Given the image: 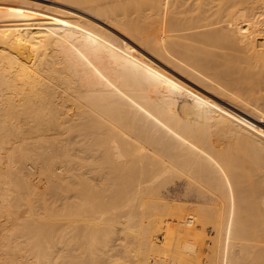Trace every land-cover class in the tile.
<instances>
[{"label": "rangeland", "instance_id": "374dc122", "mask_svg": "<svg viewBox=\"0 0 264 264\" xmlns=\"http://www.w3.org/2000/svg\"><path fill=\"white\" fill-rule=\"evenodd\" d=\"M70 1L71 0H0V14H2L5 11L26 12V10H27V12H35V11H41V10H58L61 13H64V14H66L68 16H72L73 15L74 17H76V16L79 17V16H81V13H78L76 10H74V7H80V8H85V10L87 12H89V13H93L95 15L101 16L103 19H106V18L110 19L112 21V23L110 22V24L114 27V28H112V27H110L108 25H104L103 23H100V22H97L95 20H92L90 17H88L86 15H82L83 20L84 19H86V20H84L85 21L84 25L82 23L81 27H79V28L76 27L78 30L77 29H72L71 30V29L59 28V27H54V28L48 29L46 31L48 33V34L46 33L47 40L49 42L48 45H42L41 46V45H39L37 43L35 45L34 40H32L33 43L31 42L30 43L31 45L29 43L28 44H24V45L15 43V45L11 46L12 48L11 47L8 48V50L0 48V52L2 53V54L0 53V79H1L0 80V85H1L0 86V93H1L0 94V101L1 102L3 101L2 103L0 102V121H1L0 122V126H2V124H6V121H7L8 127L12 126V125L13 126H17L18 124L19 125L22 124L23 125V129H25L23 131V133L22 132L18 133V132H15V131H6V132L4 131L3 133H0V136H1L0 140L2 139L0 141V143L1 142L4 143L5 141H6L7 145H8V142L10 143V145H9L10 147H7V145L5 144L6 148L3 146V143H2V145L0 144V149H1L0 153H2V154H0L1 155L0 159L2 158L0 160V165L2 164L1 165L2 168H3V165H5L3 170H2V168H0V170L3 171V172H0V175L7 174V175H5V177L7 176V178H5L4 175H3V177L7 180V183L10 184V187H8L9 184L5 183L7 185L6 186L4 184V182H6L5 179H3L4 182H2L3 181V180H1L2 176H0L1 177L0 178V182H1L0 185L2 184V186L0 187V190L3 189L2 193L0 191V201H2L1 199H4V201H2L4 203L0 202L1 203L0 204V206H1L0 208L2 209V210L0 209L1 210L0 214L3 212L2 215H0V240H1L0 241V253H1L0 254V258H1L0 259V264H9V262H7V261H10L9 260L10 257H12L11 258L12 261H13V259H15L14 262H18L20 259H21V261H19V262H27V263H28V261L32 262V260H34L33 262H35V260H36V262H38L39 259L41 261L42 260V258H41L42 254L39 252L40 253L39 254L40 256H39L37 251L40 250L43 253V250L45 249V251H46V249L48 247L49 248H53V246L55 247L56 244H57V246H59V245L62 244V243H60V241H62V239H64L65 237H66L65 239L67 241L74 238V241L77 240L76 242H78L79 245L75 244L76 242H73L72 240L68 241V243L70 242L69 244L65 243L66 245L64 244V241L65 242H67V241L65 239L62 241L63 245L67 246V244H68V246L71 247L72 251L64 252L65 255H63V253L61 254V252L59 253V254H61V256L60 255L57 256V260H59V262H61V264H141L140 263V259L142 257V252L143 251H142V249H140L141 248L140 247L141 243H140L139 240L141 238V232L142 231L140 232L138 230H141L142 228H143L142 230H144L146 222L148 220H150L155 214H157V219L162 224L160 226V230L156 232L157 234H155V237H156L155 240H156V242L158 244L161 243L160 245H162L163 242L167 238L166 227H167V229H169L171 227L172 229L176 230L179 233V235H178V233H176V235L171 238L170 245H168L167 247H164V249L169 248V250L166 249V250L163 251V253L158 254L160 258H158L156 260V262H157L156 264H188V263L189 264H211V262H213L212 264H217V262H218L217 258L218 257L215 259V256H217V255L215 254V250H214L215 239L217 241H219L221 239L219 243H221L223 241L222 244L219 245V248L221 246L224 249V251L226 249H227V251L230 249L229 251H231V254L230 253L229 254H230V256L232 257L233 260L235 259L234 261H235L236 264H241V263L242 264H251V263L252 264H254V263L257 264V262L259 260L262 261V258L264 257L263 256V254H264L263 253L264 252V217L262 216V218H261L260 216L257 215V218H256L255 211L258 210L257 204L259 202H258L257 199H255V200L251 199L252 197H255L254 195H252V193H249L250 194L249 195L245 191L246 195H249V197H251V198L249 199L248 196H247V197L244 198L245 200L243 199V200L238 201V204L240 205V208H242L241 210L244 213L243 212L242 213H237L238 216L235 213L236 216H234V219H233V216H232L233 213L231 212L232 214H230L231 216H230V218H228V219H230V221H229L230 223H231V218H232V224L236 227V229L237 228L239 229V230L237 229V232L234 234V236H231V238L228 235L226 237H224L225 234H223V231H222L224 229L220 228L219 232L221 231L222 233L221 232L219 233L218 229H219L220 226L219 225L217 226V224L219 223L218 221H220V218H221L222 221L225 220L224 219L225 215H226L225 214L226 213L225 209L230 208V206H232V204L234 202H235L234 204H237V201L232 198V197H235V196H231V194L233 195V193L230 190L231 188L228 187L229 185H231V184L233 185L235 183V186H236V185H238L240 183V185H244V187L245 186L246 187L249 186V189L253 188V187H251V185L252 186L254 185V187L260 188V190L262 188L263 191L262 190L261 191L264 192V181L261 180V178L264 176V160H262L258 165H253L252 164L250 166V163H251L250 161L251 160L248 162V159H249L248 156H250V153L247 152L248 151L247 148L244 147V149H242L245 152L243 151V154L240 156L239 155V151H241V149H240L241 147L239 148V146L237 145V142L239 144H243V145H248L250 143H256V145H257L256 149L260 148L261 155H264V146H260L259 143H257V141H256V138H257L256 136L257 135H255L251 131H249V130H255V127H253L251 125V123H254L255 121L250 119V118L233 119L232 121L226 120L225 122L220 121L219 122V128L220 129L226 128V129L236 130L235 127H237L238 131L237 130L235 132L233 131L235 133V135H237L236 138H235V136H233V134L230 133V132H228V133L225 132V131L221 132L220 130L218 132V129H216L217 133L213 132V136H211V137H215L216 141L213 138H211L210 135H206L203 131H201L200 126H197V128H196V126L193 127V126L189 125L190 121H192L191 117L196 119V117L199 116L197 114H200V113L203 114V111H204V113L207 114L209 112L207 110V109H209V107H210L209 110H211V112L208 113L209 116L212 115L213 113L215 114L214 115L215 118H213V119H216L217 115L222 117L224 114H226L225 108H229V107L226 105V103L221 102L220 98H217V95H218V97H221L223 99H224V97L226 95H227L228 98H230L229 97V95H230L231 99L232 98H234V99L237 98L236 100H238V99H241L240 95L243 93L242 97H244V96L245 97L242 98V100H239V101H243L244 99H246V101L250 104L249 105L250 108L254 109L253 111L255 113L257 112V114H259V115H261L262 112L264 113V99H263L264 98V93L262 94L261 92L258 91L259 87L255 86L256 87L255 88L254 86H252V85L255 84L254 83V79L251 80L252 78L250 77L251 79L249 78L246 81V78L245 79L243 78L244 79L243 80V79H241V77H239V76L237 77L238 74L234 70L235 68H233V70L235 71V73H234V71L232 70L231 67L228 68V70H226V71H229L231 69L232 72L235 74V75L233 74L234 78H237V79L239 78V80L241 79L240 81L243 80L242 83L239 80H237V79L236 80L238 82L235 81L236 83H234V78H233V81H232L231 80L232 77H228V76H230L232 74H230V75L228 74V76H227V73H226V75L224 77V80H223L222 77H220V78L217 77L216 78L215 75L219 71H221V70L223 71L225 69V68L224 69L220 68L221 67L220 63L219 64L215 63V62H217L215 60H212L213 62H211L210 58H209L210 59V61H209V59L205 57V56L209 57V55L206 54V53L203 54L202 51H199L200 55L197 54V53L195 54L193 52L190 53V51H188V49H189L188 45H187V48H186V46H182L183 45V39H185V35L186 34H188V36L186 35L187 37H191L192 33L196 34L198 32L197 29H196V31H195V29L194 30L193 29L190 30L189 29L190 26L189 27L186 26V25H184L185 27L183 26V7H179V8L178 7H174V4H173V7H170V9L176 11L175 14L177 15V17L179 16L178 19L176 18V20L173 21L172 24L170 25L168 22L159 19V16H157V11H156V14H155L154 8L157 9V6L153 2H152L153 3L152 6H156V7H152V6L148 5L145 2H143V4L142 3L136 4V2H137L136 1V2H133V4H132V2L129 1V0H122L123 1L122 2L123 5L125 7H127V8H125L124 6L122 7V3L120 2L121 0H112V1L111 0H104V1L103 0H92V1L90 0V2H89V0H81V3H80V0H72V3H70ZM86 1L89 2V4ZM124 1H127L126 2L127 4H125ZM164 1H166V3L168 4L169 1H171V3H172V1H175V0H162V1H158L157 3L161 2V4L162 3L165 4ZM179 1H183V0H179ZM61 2H62V4H61ZM114 2H115V4H114ZM149 3L152 4L151 2H149ZM146 4H147V6H146ZM68 5L70 7H68ZM109 6H111V7H109ZM52 7H53V9H52ZM108 7H109V9H108ZM151 7H152L153 12L148 10V9L151 10ZM56 8H58V9H56ZM67 11H68V13H66ZM71 11H72V13L73 12L74 13L73 14L70 13ZM114 11H115V13H114ZM151 13L153 15H151ZM195 13H197V14H195ZM198 13H199V11L192 12L193 16H195V17L198 15ZM125 14H126V16H125ZM190 15H191V13H190ZM84 16H85V18H84ZM88 18L90 20H88ZM179 18H181V19H179ZM0 19H3V18L0 17ZM141 20H142V22H141ZM178 20L179 21L181 20V21L179 22ZM90 24H91V28L92 27L100 28V30L103 33H105V34L102 33V35H99V34H101L99 32H97V34H96V32L94 30H90V26H89ZM173 24H175V25H173ZM96 25H99V26H96ZM162 25H163V27L161 28ZM186 28H188V29H186ZM12 29H14V28H12ZM64 29H65V31H64ZM79 29L81 31L82 30L83 31L86 30L88 32V34L84 35L85 37H82V35H81L82 33H80ZM87 29H89V30H87ZM6 30H9V27H7L6 24H4L3 22L0 21V38H2L4 36H7ZM73 30H75L76 32L73 31ZM117 30H119V31H117ZM53 31H55V32H53ZM78 31H79V33H78ZM53 33H54V35H53ZM61 33L62 34L64 33V35H62ZM69 33L74 34V36L75 35L76 36L74 38H72V39H69L70 43H64L62 45V47L61 46L58 47V43L61 44L62 42H69L66 39V36L69 35ZM89 35H96L97 37L94 38V37H91ZM89 37H91V38H89ZM145 37L147 38V40H146ZM78 38H80V41H79ZM57 39L60 42L57 41ZM179 39H180V42H179ZM115 40H116V42H115ZM174 40L177 42V44L175 43ZM71 41H73V43ZM96 41H98L99 44L102 42L100 44L101 46H99V44ZM132 42L140 43L141 47L143 49H146V50H142V48L138 47L137 45H135ZM53 43H56V44L53 45ZM87 43H89V44L87 45ZM103 43L104 44L106 43V44L104 45ZM28 45H30L31 47L28 46ZM43 46H44V48H43ZM55 46L57 47V50H56ZM121 46H123V47L121 48ZM23 47H24V49H23ZM53 47H54L55 50H52ZM70 47H71V49H70ZM87 47H89V49L91 48V50H88ZM108 47H109V49H108ZM182 47H184V48H182ZM28 48H29L30 51L33 50L32 51L33 54H31V52H28V50H25V49H28ZM47 48H48V50H50V52H47ZM74 48H77L78 50H76ZM83 48H85V49H83ZM110 48H112V49H110ZM18 49H20V50H18ZM35 49H37V50H35ZM43 49L45 50V52H44ZM104 50H105V53H104ZM14 52L17 53V56L15 55L16 53H14ZM19 52H21V54ZM24 52H26V53H24ZM27 52H28L29 55H27ZM106 52H110V53L108 54ZM45 53H47V54H45ZM48 53L50 54V56L53 54L52 55L53 57L51 56L52 59H48L50 57ZM186 53H190L188 55H190V56L193 55V56L192 57H190V56L187 57V56H185ZM18 54H19L20 57H18ZM81 54H82V56H81ZM159 54H161V55H159ZM183 54H185V55L183 56ZM57 55H60V56L58 57ZM197 55H199V56H197ZM21 56H23V58ZM74 56H75V58H74ZM200 56H203V57H200ZM45 57H46V59H45ZM86 57H88V58H86ZM53 58L55 59V61H53L54 60ZM112 58H114V59H112ZM129 58H130V60H129ZM141 58L142 59L144 58V59L142 60ZM183 58L185 60H186V58L188 60H190V61L186 60V62H188V63H186L187 65L183 64V60H184ZM199 58H200V60H198ZM201 58H202L203 62L206 60L204 62V64L202 63ZM204 58H206V59H204ZM47 59H48V61H46ZM56 59H58V60H56ZM59 59H61V60H59ZM87 59H90L91 62L94 61L95 65L98 66L99 70L100 69L103 70L104 75L110 81L109 83L112 85L114 90L116 89L115 86L118 87V90H116V93L111 96L112 98L110 97L108 99V102H106L107 99H106V101L103 100V102L104 101L106 102L105 106L108 107L111 111H115V112H116V110H117V112L121 111L119 113V115H118V118H120V116H121L122 120H120L121 118L119 119L120 121L117 120V117L112 119V114L111 113H113V112H111V111L109 112V110H107V113H109L108 114L109 117L107 119L105 118L106 121L104 120V122L112 125V127H115L113 125L117 124L119 129L120 128L122 129V127H124V129L127 130V131L124 130V133L125 132H129L131 130L130 131V134H132L131 136H129L128 133L122 134L123 132H121L120 130H117V128L114 129L115 131L118 132L117 133L118 136L115 135L116 136L115 138L113 136H109V135H106V134H105L106 137H104L102 132H99V134L97 135L98 131L96 133L93 131L96 134L95 135V134H93V132L88 131L87 129H84L85 125L88 124L87 123L89 121L88 118L91 119V117H93V115H92L93 113H94V117H93L92 121H94L93 122L95 124L94 126L97 127V123H99L98 122L99 119L95 117V116H97V114H96L94 108H92V106H91V108H89V106L91 105L90 102H89L90 100L88 101L89 104L87 103L86 94H84V93H86V90H83L84 92L80 90L81 91L80 93H79V91L77 92L78 95H76L77 93L76 94L74 93L75 95H73V92H76V91H74L76 89L73 88L72 86H74V87L75 86H79L81 84L80 81H79L80 78L82 79L81 81H83V80L88 81V79L90 78V77H87V75H89L90 70H92V69L89 68L91 65L90 66L88 65L87 68L83 67L84 66L83 63H84V61L87 62ZM138 59H141V61L138 60ZM8 60H10V61H8ZM18 60H20V61H18ZM62 60L64 62V63L62 62L63 64L61 63ZM71 60H73V61L71 62ZM131 60L140 61V65L143 62L142 66L144 65V67H147L146 69H148V68L150 69L149 70L150 72H152V73L155 72V74H158V75H155L156 77L154 76L155 79L157 78L156 79L157 82L146 81V80L144 81V79H142L143 76L141 74V71H139L136 68V65H133V64H135L134 63L135 61L132 62ZM158 60H162V61L164 60L163 61L164 64H163L162 61H158ZM80 61H81V63H80ZM49 62H50V65H51V63L54 64V65L53 64L51 65V66H53V68H54L55 65H57V66H55L54 69H52L51 67L49 68L50 65L49 66L47 65V64H49ZM75 62H77V64ZM191 62L194 65L192 67H195L196 70L195 69L194 70L191 69L192 68L190 66V65H192V64H190ZM193 62H195L196 64L193 63ZM208 62L209 63L211 62V63L209 64ZM55 63H57V64H55ZM144 63L145 64L146 63L150 64L153 67L152 66L151 67L147 66V64L145 65ZM4 64L5 65L9 64L12 67L7 65L8 67L5 68ZM66 64L67 65L69 64V65L67 66ZM211 64H212V66H211ZM213 64L216 67V70L212 69V67L215 68L213 66ZM76 65H77V67H76ZM202 65L203 66L206 65L207 67L206 66L203 67ZM46 66L48 68H46ZM66 66H67V69H65ZM133 66H135V67H133ZM187 66L191 67V68H187ZM20 67H21V69H20ZM80 67L81 68H85V71H84V69L81 70ZM144 67H142V68L144 69ZM185 67L188 70L191 69L192 71L188 72V74H187L188 70H186ZM202 67L204 69H201ZM91 68H92V66H91ZM121 68H123V70H121ZM181 68H183V70H186V72L184 71L185 73H183L184 75L180 74V73H182V69ZM207 68H209L208 69L209 71L206 70ZM47 69H48L49 72L46 71ZM30 70H31V72H30ZM51 70H53V71H51ZM178 70H180V71H178ZM210 70H211V73L214 70L215 71L214 72L215 75L209 74ZM231 70L229 71L230 73H232ZM4 71H6V72H4ZM19 71H20V73H19ZM45 71H46V73H45ZM87 71H89V72H87ZM118 71H119V73H118ZM224 71H223L222 75L220 74L221 72L218 73L217 75L218 76H220V75L224 76L223 75ZM8 72H10V73H8ZM12 72H13V74L16 73V76L18 75V77L13 76ZM77 72L81 73V74H78ZM91 72H92V74L94 73L93 71H91ZM202 72H204V73L201 74ZM7 73L9 74V76L7 75ZM59 73H60L61 76L59 75ZM76 73H77V75H76ZM189 73H191L193 77H191V75L189 76ZM118 74L121 75L122 77L119 76ZM90 75H91V73H90ZM150 75L152 76V74H150ZM197 75H199L198 77H200V75H201L202 78L200 77L201 79H199L198 77H195V78H198V80L195 79L194 76H197ZM206 75H208V76L211 75V76L210 77H208V76L206 77ZM34 76H35V80L33 82V77ZM75 76H77V77H75ZM79 76H81V77L79 78ZM83 76L85 77V79L83 78ZM157 76H159L160 78L157 77ZM212 76H214V77H212ZM226 76H227L228 79L226 78ZM136 77H138V78L140 77L142 82H141V80H139ZM211 77H212V79H210ZM125 78H126V80H125ZM214 78L216 79L213 82L214 88L216 86L215 90H213L212 89L213 87H211V86H213L212 83H211V80L213 81ZM229 78H231V79L229 80ZM137 79H138V81H136ZM193 79H194V81L197 80V85H199V86H197L196 83L193 82ZM202 79L206 80V83L203 82ZM217 79L220 81V83H219V81ZM75 80H77L78 82H76ZM160 80H162V81H160ZM221 80H223V81H221ZM118 81H122V82H119V84H118L117 83ZM164 81H166V82H164ZM199 81H201L200 84H199ZM231 81L235 84V85L231 84V86H232L231 90L234 89L232 92H230V90H229L230 89L229 88L230 87V83H232ZM1 82H2V84H1ZM123 82H124V85H123ZM161 82H163V83H161ZM202 82L207 84V85H203ZM239 82H240V84H239ZM19 83L21 84L20 87H19V85H20ZM43 83L44 84L47 83V85H49V87H51V88L53 87V88L50 91L41 92V88H42V84ZM149 83H151V85ZM215 83H218V84H215ZM221 83H222V87H221ZM237 83L239 84L238 86L236 85ZM117 84H118V86H117ZM141 84H142V86H141ZM219 84H220V86H219ZM119 85H121L123 87H121V89H119ZM132 85H135V86H132ZM144 85L148 86L151 89H149L148 87L145 89L146 86L143 87ZM208 85H211V86H208ZM256 85H257V83H256ZM22 86H25V87H22ZM204 86L205 87H209V88H207L208 90ZM217 86L219 88H217ZM235 86L238 89H236ZM239 87H240V90H239ZM248 87H250V88L254 87L257 90H256V92H255V90L253 92V91H251L253 89L248 90ZM19 88L21 90H19ZM132 88H134V89H132ZM142 88H144V89H142ZM137 90H139L141 93L139 91H137ZM143 90H144V92H143ZM174 90L176 92L178 91L179 95L174 96L172 94V93L175 92ZM209 90L211 91V94L209 93ZM227 90H229V91H227ZM223 91H225V93H223ZM249 91L251 92L250 93L251 95L249 94ZM19 92H20V95H19ZM221 92H222V94H221ZM238 92H239V96H238L239 98L237 97V95H238L237 93ZM246 92H248V93H246ZM252 92H253V94H252ZM71 93H72V95H71ZM133 93H134L135 96H138L137 98H140V99L136 98L137 99L136 100L135 96L131 98L130 94H132V96H133ZM137 93H140V94H137ZM183 93H185V94L187 93L186 97H188L189 100H190V98H191L192 101H193V99H197L199 101V103L197 102V100L196 101L194 100L193 102H197L198 106H199V104L201 105V106H199L200 108L197 107V106H195V108L191 107L192 109L190 108L194 112H195V109L197 108V110H196L197 113H196L195 116H194V114H195L194 113L193 116L190 117L191 120L189 119V116L192 115V114H190V115L188 114V116L183 117V109H184L183 108V95H184ZM235 93H236V95H234ZM256 93H258V94H256ZM3 94H4V96H3ZM52 94H54V95H52ZM6 95H7V98H5ZM23 95H25V96H23ZM125 95H128L127 97H129V98H123V96H125ZM143 95L147 96V97L146 98H141ZM187 95H189L190 97L187 96ZM252 95H253V97H255V95H258L259 98H257V96H256L257 99L255 98L256 102L254 101V99H252L253 98ZM246 96L247 97L249 96L248 99L251 98L254 102L251 101V99L248 100ZM260 96H262L261 100H260V98H261ZM47 97L50 98V99H46ZM51 98H52V100H51ZM55 98H56V100H55ZM161 98H163L165 102ZM165 98H167V99H165ZM125 99H128L129 101L123 102V100L125 101ZM132 100L134 102H132ZM257 100H260L261 102L258 103ZM167 101H168V103H167ZM246 101L244 100L245 103H246ZM17 103H18V105H17ZM19 103H21V104H19ZM26 103H27V105H26ZM48 103H49V105H48ZM161 103L165 104V106L166 105L168 106V107H165L167 109L166 110L167 112H166V116H164V117L167 118V116H168L167 113H168L169 116H172V118L168 116V118L167 119L165 118V120H164V117L161 116V117H163V119H159L158 120V118L160 116H157V117L155 116L156 113H157L156 115H159V112H156V110L158 109V106ZM203 103L206 104V107H208L209 105L210 106L205 110L204 109L205 105ZM252 103H254V104L251 105ZM255 103H257L258 105L255 104ZM260 103H261V105H259ZM45 104H46V106H45ZM55 104H56V106H55ZM62 104H64V105L62 106ZM87 104L89 105L88 109L86 107ZM119 105H121V106H119ZM53 106L55 107L56 110H54ZM134 106H135V108H133ZM247 106H248V104H247ZM254 106H256V107H254ZM213 107L215 108L216 112H213L214 111ZM44 108H46V109H44ZM198 108H199V110H201V108H202V110L199 112ZM257 108L259 109L260 112H258ZM83 109H85V112H87V114L84 113V112L80 113V111H82ZM91 109H93V110H91ZM89 110L91 111V113H90ZM123 110L127 111V112H124ZM168 110L171 111L170 112L171 115H170ZM224 110H225V112H222ZM18 111H20V112L17 113ZM178 111H180L182 114L178 113ZM205 111H207V112H205ZM217 112H218V114H217ZM220 112H221L222 115H219ZM6 113H8V114H6ZM57 113H58L59 116L57 115ZM122 113H124V114H122ZM133 113H142L143 115L145 114L146 118L141 120V122H139L140 124H138L137 126L141 125V128L142 127L143 128L146 127L149 131H152L153 133L155 132L154 135L157 136V141L155 143H152L150 140H147L146 137L144 138L141 135V133H140L139 127H138V129H136L137 133H134L135 132V128L137 126L134 127V131H133V128L131 129L130 126H129L130 129L127 128L128 125L125 123L126 121L124 119L127 118L128 116H130V114L133 115ZM172 113H173V115L175 114V116H173ZM263 113H262L261 116L264 115ZM60 114H62V115H60ZM84 114H86V116ZM88 114H89V116H87ZM110 114H111V117H110ZM127 114H129V115L127 116ZM161 114L163 115V113H160V115ZM164 114H165V112H164ZM123 115L124 116L126 115V116L124 117ZM147 115H148V117H147ZM11 116H13V117H11ZM39 116H41V117H39ZM42 116H43V118H42ZM199 117H197V118H199ZM95 118H96L97 121H95ZM3 120H4V122H3ZM67 120H68V122H65ZM109 120H111V122ZM183 120H185L184 121L185 123H183ZM8 121H9V123L11 121L10 125H9ZM55 121L57 122L58 126L54 125ZM116 121H119V122H116ZM216 121H218V120H216ZM114 122H115V124H114ZM14 123H16V124L14 125ZM51 123H52V126L50 125ZM65 123H68V124H65ZM71 123H73V125ZM119 123H122V124H120V126H119L118 125ZM211 123L214 124L215 122L212 121ZM81 124H82V126H81ZM74 125L75 126L77 125L76 126V130L77 131H75ZM90 125H91V123H90ZM146 125H148V126H146ZM48 126L53 127L52 129L53 130L55 129V130L54 131H49L48 129L46 130V128ZM249 126H250V128L251 127L252 128L250 129ZM32 127H34L35 130H33L34 128L31 129V130L29 129L31 131L30 132L28 130V128H32ZM36 127L37 128H42V130H37ZM44 127H45V130H43ZM72 127H74V130L72 129ZM77 128H80V129H77ZM213 128L214 127L211 126L210 129H213ZM138 130H139V132H138ZM42 131H44V132H42ZM45 131H46V133H45ZM56 131H58V132L55 134ZM201 132H203V133H201ZM247 132H249V133H247ZM20 133L23 135V136L21 135L22 139L19 136ZM70 133H73V135L70 134ZM100 133H102L103 137L100 136L101 135ZM214 133H215V136H214ZM218 133H220V134H218ZM68 134H70L69 137H68ZM92 134L95 135L96 137L92 136ZM163 134H164V136H163ZM203 134H205L207 136V138ZM26 135H27V137H26ZM120 135L123 136L122 139H121ZM124 135H127V136H124ZM97 136L98 137L100 136L101 139H100V137L97 138ZM208 136H209V138H208ZM18 137L20 139H18ZM56 137H57V139L55 140ZM124 137H125V140L123 139ZM134 137H137V138H134ZM166 137H168L170 139H167ZM130 138H131V140H130ZM3 139H4V141H3ZM7 139L9 140L8 142H7ZM47 139H49V140H47ZM108 139H109V142L111 144L108 143V141H107ZM166 139H167V141H166ZM172 139H173V141H171ZM182 139H183V141H182ZM18 140H20V141H18ZM21 140H22V142H21ZM25 140L28 141V142H26ZM101 140H102V142H101ZM127 140H128V142L132 141V144L135 143V145H132L129 142L131 144L130 145L127 142V146H125L124 144L126 143ZM187 140H189V141L190 140H193V141L195 140L197 142H200V148L196 145L197 148L192 149L191 151H189V152L184 154L183 153V149L181 148L182 150H180L179 146H183L181 142L185 143V141H186V143H187ZM226 140H228V141L226 143H224V141H226ZM51 141H53V143ZM84 141H85V143H83ZM88 141H90L91 143L88 142ZM103 141H105L106 143L103 142ZM123 141H125V143H123ZM170 141L172 143L175 141L173 146H175V144H176V148H179V149L175 150V149L172 148L170 150V148L167 146V142H170ZM19 142L21 144L22 143H27V144H25V145L23 144L24 146L23 145L21 146V145H19L20 144ZM67 142L70 143V144H68ZM76 142H77V144H76ZM79 142H80V145H82V147H83V145H85V146L82 148L81 146H79V144H78ZM116 142H117V144H115ZM179 142H180L181 145L178 146L177 143H179ZM192 142H190V143H192ZM54 143H56V144H54ZM190 143H187V146ZM30 144H32V145H30ZM58 144L60 146H58ZM62 144L65 145V146H63ZM73 144L76 145V148H75V146L74 147L68 146V145H72L73 146ZM88 144H90V146L86 147V146H88ZM91 144H93V145H91ZM114 144H115V146H114ZM212 144L214 145L216 150L219 152V153H217L218 155L217 154L216 155L217 156L223 155L222 158L223 159L226 158L227 160L225 159V160L221 161V159H219V160H216V161H211L213 163L215 162L214 164L218 163V165L217 164L214 165L213 163H212V165L211 164L210 165L209 164L205 165L204 163H203L204 165H201L202 162H204V161L205 162H209L207 160L208 159V155H209L208 153L211 151V149H215V148L211 147ZM225 144H227V145H225ZM230 144L233 145L232 148H231L232 151L230 149V147H231ZM16 145H17V147H16ZM120 145H123V146H120ZM184 145L186 146V144H184ZM191 145L193 146V144H191ZM18 146H20L21 148H19ZM93 146H95V147H93ZM105 146H106V148H105ZM190 146H188V147L190 148ZM192 146H191V148H193ZM228 146H230V147H228ZM29 147H30V150H29ZM33 147H34V149H33ZM56 147H57V151L58 152L61 150L62 147H65L64 149L66 150V152H65V150L64 151L62 150L63 153H65V154L69 153L70 156L72 155L71 157L74 159L72 161V164L75 163L77 168L74 166L75 164L71 165V170L72 171L69 172L68 171V166L69 165H67V167H66V165L63 166V164H64L63 160L66 158L65 156L67 154L66 155L64 154L65 156L62 155L61 154L62 151L59 152V154H58V152L55 150ZM79 147H81L80 152L78 150ZM141 147H142V149H141ZM209 147H211V149ZM235 147L236 148L238 147L237 148L238 151L236 150ZM8 148H9V151L7 150ZM16 148H18V149H16ZM27 148H28V150H27ZM40 148L42 150H40ZM86 148H88V149H86ZM19 149H24L25 154L23 152H21L23 150H20V152L16 153V151H19ZM85 149H86V151H85ZM202 149L204 150V153H203ZM208 149H210V151ZM220 149H222L223 154H220L222 152V151H220ZM48 150H50V151H48ZM116 150H118V152ZM186 150H188V149H186ZM205 150H208L209 152L207 153V151H205ZM4 151H5V153H4ZM32 151H33V153H32ZM91 151H92V153H91ZM119 151H121V153ZM14 152L16 153L15 155H14ZM45 152H47V153H45ZM84 152L85 153L88 152V153L85 154ZM74 153L75 154L78 153V155L77 154L75 155ZM119 153L122 156H124V154L126 155V157H124V160L123 159L121 160L120 155H118L119 157H117V154H119ZM8 154H10L9 159H8ZM23 154H24L25 158L28 157V160L25 159V158L23 159V157H24ZM57 154H58V156H57ZM104 154H105V156H104ZM51 155L52 156L54 155V156L52 157ZM91 155H92L93 159L95 158L94 160L90 159ZM224 155H225V157H224ZM61 156H64V158L62 159L61 163L58 164L60 162V161H58V159L60 160ZM232 156H236V159L237 158H239V159L238 160H234L235 158L232 157ZM55 157L57 158L56 159L57 161L54 159ZM83 157L86 158L87 160L84 159ZM43 158H45V159H43ZM46 158H48V159H46ZM231 158H234V159L232 160ZM130 159H131V161H130ZM147 159H149V161ZM199 159L201 161L202 160L203 161L200 162ZM11 160H12V162H11ZM19 160L22 161L23 163L20 162ZM44 160H45V162H44ZM239 160H241L242 162L244 161L243 165L239 164L240 163ZM217 161H220L221 163L217 162ZM14 162H15V164H14ZM30 162H32V163H30ZM46 162H49L48 165H46L47 164ZM52 162H54L55 165H52ZM199 162H200V164H199ZM225 162L226 163L228 162V163L224 164ZM137 163H139V165ZM219 163L223 164V165H219ZM8 166H9V169H12V170H9L7 168ZM26 166H27V168H26ZM30 166L32 168L33 167H35V168L32 169ZM143 166H144V168H143ZM16 167H17V169H16ZM108 167L111 168V169H109ZM24 168H26V169H24ZM133 168L135 170H133ZM200 168H205L206 169L205 173L203 171L201 172ZM236 168H238V169H236ZM4 169H5V171L7 173L4 171ZM7 169H8V171H7ZM46 169H47V171H46ZM256 169H257V171H256ZM21 170H22V172H21ZM34 170H37V171H34ZM17 171L19 173L21 172V174L20 175H19V173L17 174ZM63 171H65V172H63ZM140 171H142L143 173H141ZM9 172H10V174H9ZM85 173H87V174H85ZM144 173H147V176L148 175L149 176L146 177V174H144ZM73 174H76V175H73ZM140 174H142L143 177H141ZM14 175H16V176H14ZM117 175H118V177H117ZM93 176H94V178H93ZM48 177H50V178H48ZM248 177H249V179H248ZM91 178H93L94 180L91 179ZM121 179H123V180H121ZM143 179L146 180V181H144ZM262 179H264V177ZM8 180H9V182H8ZM20 180H22V181H20ZM138 180H140V182ZM256 180H258V181H256ZM11 182H12V184H11ZM80 182L84 186L83 187L84 190L82 189V185H81ZM116 182H118V183H116ZM245 182H247V183H245ZM259 182H262L263 185H262V183L259 184ZM115 184H117V185H115ZM17 185H18V187H17ZM25 185L26 186L28 185V186L26 187ZM236 187H238V186H236ZM241 187L242 186H240V188ZM4 190H5L6 193L4 192ZM20 190H21V192H20ZM93 190H94V193H93ZM76 191H78L79 193L76 192ZM8 192H10V193L8 194ZM36 192H37V194H36ZM5 194L7 195V197L6 198H1L2 196H6ZM260 195H259V199H260L259 201L262 202V200L264 199V195H263V193L260 194ZM56 196H58V197H56ZM89 196H91V197H89ZM69 197L72 198V199H70ZM95 197H98V198L95 199ZM260 197H262V198H260ZM7 198H8V200L12 199V200H10V202H8L10 205L8 203H5V201H6L5 199H7ZM65 199H66V201H65ZM22 200H24V201H22ZM60 200H61V202H60ZM84 200H88V201H84ZM96 200H98V201H96ZM232 200H234V201H232ZM252 200L254 202H252ZM13 201H15V202L12 203ZM75 201H76V203H74ZM255 201L257 202V204H256ZM62 202H63V204H62ZM30 203H32V204H30ZM2 204L4 206L6 205L5 209L7 210V207H8L9 209L7 211L10 210L11 213L7 212V211H3L4 210V206ZM19 204H20V206L22 205L21 207H25V208L21 209ZM28 204H29V206H28ZM66 204H69V206H67ZM70 204H72L73 207ZM259 204H260V207H261L262 204L261 203H259ZM202 205L205 206L206 208L209 207L210 209H212V207H213L215 212H216L217 209L218 210L221 209L219 213L218 212L215 213L214 211H210L209 208H208V212L209 213L206 212V214H205V211H207V210L204 211L205 215L209 214L207 216V218L210 217L211 220L213 218H215L214 219L215 223H214V220L213 221L210 220V222L208 221L209 222L208 223L207 219L205 220V218H206V216H205V218L202 219L203 221L199 220L200 221L199 223L197 222L199 217L198 218L194 217V220L195 219H197V220L194 221L193 226L183 225L182 222H184L186 220V218L190 215L191 210H193V209H195V208H197L199 206H202ZM243 206H244V209H243ZM31 208L32 209L34 208V209L32 210ZM35 209H36V211H35ZM188 209H189V211L187 213ZM254 209H256V210H254ZM5 212H7V213H5ZM21 212L22 213L24 212L23 213V217L21 215L22 214ZM212 212H213V214H212ZM229 212H230V210H229ZM25 213H26V215H25ZM38 213H40L41 215L38 214ZM214 213L217 216H215ZM7 214H8V216H7ZM31 214H33L36 218L34 219V216L31 215ZM24 215H25V217H27L26 219L24 218ZM27 215L28 216L30 215L31 218H33L34 220H32L30 218V216L28 218ZM18 216L23 218V219L20 218L23 222L19 221V225H18L19 227L16 226L18 224V221H16V220H19ZM218 217H219V220H218ZM11 218H13V219H11ZM216 218H217V220H216ZM128 219H130V220H128ZM126 220H127V222L129 221V223H132L133 224L132 226L136 225V227H134V229H132V228L129 229V227L131 225H129V223H127ZM34 221H36V222H34ZM112 222L114 224H112ZM116 222L117 223L119 222V224L121 226L119 224H116ZM203 222H204L205 225L203 224ZM233 222H235V223H233ZM20 223H22V224H20ZM121 223L123 225L124 224L125 225L122 226ZM241 223H243V225ZM5 226H7V227H5ZM48 226H49V228H51L50 230H49ZM117 226H118V228H117ZM119 226L123 227V228H120ZM23 227L24 228L27 227L28 229L26 228L27 229L26 231H22L24 229ZM30 227L31 228L33 227L34 229H31ZM247 227H248V229H247ZM96 229H97V231H96ZM17 230H20V231H17ZM45 231L48 232V233H46ZM93 231H95V232H93ZM35 232H37V234ZM49 232H52V233H49ZM88 232H89V235L87 234ZM92 232L95 233V234H93ZM138 232L140 233V236L138 235L139 234ZM225 232H226V230H224V233ZM69 233H71V234H69ZM90 233H92L93 235L90 234ZM184 233H185V235H184ZM222 234L224 235L223 237H222ZM15 235H16V237H15ZM22 235L27 236V237H24ZM37 235H38V237H36ZM46 235H48V236H46ZM49 235H50V237H49ZM76 235H77L78 239L76 238ZM250 235H252V236H250ZM218 236H220L221 238L218 237ZM53 237H55V238H53ZM186 237H187V239H186ZM9 238H10V242H9ZM25 238L26 239L29 238V239H27V241H26V240H24ZM49 238H50V240L47 241ZM106 238H108V240ZM109 238H111L112 240L111 239L109 240ZM226 238H227V240H226ZM7 239H8V241H7ZM92 239L96 240V241L90 242ZM18 240H19V242H18ZM21 240L22 241H26V243H24V244L27 245L26 249H25V245L23 244V242ZM58 240H60V241H58ZM225 240L228 241V242H226ZM31 241L32 242L34 241L35 243H31ZM88 241L90 243L91 250L95 249L94 251L96 253L94 251H92V252L94 253V255H97V256H94L93 253L90 252L91 250L88 247V243H87ZM188 241H190V242H188ZM39 242L41 244H39ZM96 242H97V244H96ZM244 242H245V244H244ZM249 243H251V244H249ZM13 244H15V246ZM17 244H19L22 247L23 250ZM70 244H72V245H70ZM92 244L93 245L96 244V246H94L93 249H92V246H91ZM189 244H191V245L188 246ZM50 245H51V247H50ZM84 246H85V248H84ZM169 246H172V247H169ZM240 246H242V248ZM86 247H88L87 251H86ZM1 248H3V249L1 250ZM157 249L159 250V248H157ZM15 250H17V251L19 250L20 252L19 251L17 252ZM35 250H37V251H35ZM88 250H90V251L88 252ZM158 250H156L157 252H153V251L149 250L150 252L148 254V257L150 258V261H152L153 256H155L154 254L158 253ZM3 251H4V253H3ZM7 251L9 252V254H8ZM33 251L36 252V254ZM29 252H31L33 255L31 253H29ZM18 253H19V255H18ZM23 253H24V256H26L28 260H26V257L23 256ZM27 253L29 254V256L31 255V257H29L27 255ZM89 253H92V254L90 255ZM98 253H99V255H98ZM258 253H259V255H258ZM2 254L3 255L7 254V257H4L5 255L3 256ZM21 254H22V256H21ZM69 254H70V256H69ZM140 254H141V256H140ZM12 255H15V256H12ZM8 256H10V257H8ZM17 256L19 257V259H18ZM33 256H36L39 259L33 258ZM65 256H67V257H65ZM91 256H93V258L96 259V261L93 260V258ZM256 256H258V257H256ZM63 257H65V258H63ZM157 257L158 256H156L154 258L156 259ZM162 257H164V259ZM5 258H6L7 261L4 260ZM7 258H9V259H7ZM30 258H32V259H30ZM59 258H61V259H59ZM161 259H162V261H161ZM36 262H35V264H36ZM258 264H260V263L258 262Z\"/></svg>", "mask_w": 264, "mask_h": 264}, {"label": "bare ground", "instance_id": "6f19581e", "mask_svg": "<svg viewBox=\"0 0 264 264\" xmlns=\"http://www.w3.org/2000/svg\"><path fill=\"white\" fill-rule=\"evenodd\" d=\"M92 1V0H91ZM104 1V0H103ZM112 1V0H111ZM129 1H131L132 2V4H133V2H136V4H138V3H142L143 4V2H145V3H147L148 5H150V6H152L153 5V3L154 4H156V6H157V9H155L154 8V10H155V14H156V11H157V16H159V19L160 20H164V21H166V22H168L170 25L172 24V22L173 21H175L176 20V18L178 19V17H177V15L175 14L176 13V11L175 10H172V9H170V7H173V4H174V7H183V26L184 25H186V26H190V30L191 29H195V31H196V29H197V33L195 34V33H192V35H191V37H187L188 36V34H186L185 35V39H183V45L182 46H186V48H187V45H188V51H190V53L191 52H193V53H197V54H199V51H202L203 52V54L204 53H206V54H208L209 55V57H207V56H205L206 58H210L211 59V62H213L212 60H215V61H217V62H215V63H220L221 64V67L220 68H222V69H224L223 71H224V76H221L222 75V73H223V71L221 70V71H219L218 73H220L221 75L220 76H218L217 74L215 75L214 74V70H216V67L214 66V64H213V66L215 67V68H213L212 67V69H214L213 71H212V73H211V70H210V72H209V74H211V75H215L216 76V78L218 77V78H220V77H222L223 78V80H224V77H225V75H226V73H227V76H228V74L230 75V74H232V75H230V76H228V77H232V79L231 78H229V80L231 79L232 81H233V78H234V73H235V71H236V73L238 74H236L237 75V77L239 76V77H241V79H245L246 78V81H247V79H249L250 77L252 78H250L251 80H253L254 79V85H252V86H256V87H259L258 89V91L259 92H261L262 94L264 93L263 91H264V0H183V1H179V0H175V1H172V3H171V1H169V3L167 4L166 3V1H164L165 2V4L164 3H162L161 4V2H159V3H157L158 1H162V0H129ZM128 1V2H129ZM139 1V2H138ZM76 2V1H75ZM87 2V1H86ZM89 2H90V0H89ZM89 2H87L88 4H89ZM102 2V1H101ZM106 2V1H105ZM117 2V1H116ZM121 3L123 2L122 0L120 1ZM125 2V4H127L126 2L127 1H124ZM130 2V3H131ZM149 2H153L152 4H150ZM175 2V3H174ZM60 3V2H59ZM66 3V2H65ZM70 3H72V0L70 1ZM80 3H81V0H80ZM83 3V2H82ZM104 3V2H103ZM61 4H62V2H61ZM114 4H115V2H114ZM135 4V3H134ZM141 4V5H142ZM147 4H146V6H147ZM77 5V4H76ZM107 5V4H106ZM131 5V4H130ZM145 5V4H144ZM25 6V5H24ZM124 5H123V3H122V7H123ZM156 6H152V7H156ZM68 7H70L69 5H68ZM67 7V8H68ZM104 7V6H103ZM109 7H111V6H109ZM109 7H108V9H109ZM114 7V6H113ZM125 7V6H124ZM129 7V6H128ZM131 7V6H130ZM152 7H151V10L150 9H148L149 11H152L153 12V10H152ZM43 8V7H42ZM125 8H127V7H125ZM143 8V7H142ZM52 9H53V7H52ZM56 9H58V8H56ZM106 9V8H105ZM116 9V8H115ZM124 9V8H123ZM131 9V8H130ZM135 9V8H134ZM145 9V8H144ZM64 10V9H63ZM62 10V11H63ZM74 10H76L78 13H81V16H76V17H74L72 14L74 13H72V11L70 12V13H72L71 15L72 16H68V15H66V14H64V13H61L60 11H58V10H41V11H35V12H27V10H26V12H10V11H5V12H3L2 14H0V17H2L3 19H0V21L1 22H3L4 24H6L7 25V27H9V30H6V32H7V36H4V37H2V38H0V48H3V49H6V50H8V48H10L11 46H14L15 45V43L16 44H30L31 42H32V40H34V43H35V45H36V43L37 44H39V45H48L49 44V42H48V40H47V36H46V31L48 30V29H50V28H54V27H59V28H66V29H77L76 27H81V24L83 23V25H84V20H86V19H84L83 20V17H82V15H86V16H88V17H90L92 20H95V21H97V22H100V23H103L104 25H108V26H110V27H112V28H114L111 24H110V22L112 23V21L110 20V19H108V18H106V19H103L101 16H99V15H95V14H93V13H89V12H87L86 10H85V8H80V7H74ZM97 10V9H96ZM147 10V9H146ZM25 11V10H24ZM194 11H199V13H198V15L195 17V16H193V14H192V12H194ZM98 12V11H97ZM105 12V11H104ZM66 13H68V11L66 12ZM76 13V12H75ZM107 13V12H106ZM109 13V12H108ZM114 13H115V11H114ZM117 13V12H116ZM149 13V12H148ZM190 13H191V15H190ZM119 14V13H118ZM195 14H197V13H195ZM78 15V14H77ZM105 15V14H104ZM151 15H153L152 13H151ZM109 16V15H108ZM125 16H126V14H125ZM144 16V15H143ZM147 16V15H146ZM149 17V16H148ZM147 17V18H148ZM84 18H85V16H84ZM110 18V17H109ZM120 18V17H119ZM123 18V17H122ZM121 18V19H122ZM125 18V17H124ZM179 19H181V18H179ZM88 20H90L89 18H88ZM124 21V20H123ZM137 21V20H136ZM179 21V20H178ZM181 21V20H180ZM179 21V22H180ZM141 22H142V20H141ZM163 22V21H162ZM91 23V22H90ZM178 23V22H177ZM94 24V23H93ZM142 24V23H141ZM181 24V23H180ZM173 25H175V24H173ZM2 26V25H1ZM90 26V30H94L95 32H96V34H97V32H99V33H101V34H99V35H102V31L100 30V28H97V27H92L91 28V24L89 25ZM96 26H99V25H96ZM163 27V25L161 26V28ZM185 27V26H184ZM12 28H14V29H12ZM168 28V27H167ZM170 28V27H169ZM82 29V28H81ZM186 29H188V28H186ZM52 30V29H51ZM78 30V29H77ZM80 30V29H79ZM87 30H89V29H87ZM131 30V29H130ZM60 31V30H59ZM64 31H65V29H64ZM73 31H75V30H73ZM117 31H119V30H117ZM173 31V30H172ZM189 31V30H188ZM53 32H55V31H53ZM63 32V31H62ZM76 32V31H75ZM90 32V31H89ZM184 32V31H183ZM74 33V32H73ZM78 33H79V31H78ZM80 33H82L81 35H82V37H85L84 35H87L88 34V32L85 30V31H81L80 30ZM92 33V32H91ZM48 34V33H47ZM62 34V33H61ZM103 34H105V33H103ZM161 34V33H160ZM190 34V33H189ZM53 35H54V33H53ZM59 35V34H58ZM62 35H64V33L62 34ZM66 35V34H65ZM79 35V34H78ZM130 35V34H129ZM184 35V34H183ZM56 36V35H55ZM76 36V35H75ZM74 36V34H71V33H69V35H67L66 36V39L69 41V39H72V38H74L75 37ZM89 36H91V37H97L96 35H89ZM132 36V35H131ZM175 36V35H174ZM180 36V35H179ZM91 37H89V38H91ZM61 38V37H60ZM108 38V37H107ZM146 38V37H145ZM176 38V37H175ZM51 39V38H50ZM49 39V40H50ZM79 39V41H80V38H78ZM85 39V38H84ZM88 39V38H87ZM99 39V38H98ZM101 39V38H100ZM113 39V38H112ZM55 40V39H54ZM89 40V39H88ZM102 40V39H101ZM146 40H147V38H146ZM57 41H59L58 39H57ZM56 41V42H57ZM75 41V40H74ZM90 41V40H89ZM131 41V40H130ZM161 41V40H160ZM173 41V40H172ZM175 41V40H174ZM60 42V41H59ZM72 43H73V41H71ZM76 42V41H75ZM91 42V41H90ZM97 43H98V41H96ZM101 42V41H100ZM110 42V41H109ZM115 42H116V40H115ZM157 42V41H156ZM179 42H180V39H179ZM33 43V42H32ZM58 43V42H57ZM64 43H70V41L69 42H62L61 44L60 43H58V47L59 46H61L62 47V45L64 44ZM102 43V42H101ZM100 43V44H101ZM120 43V42H119ZM122 43V42H121ZM132 43H134L135 45H137L138 47H140V48H142L141 47V45H140V43H136V42H132ZM158 43V42H157ZM175 43L177 44V42L175 41ZM54 44H56V43H53V45ZM89 43H87V45H88ZM92 44V43H91ZM99 44V43H98ZM99 44V46H101ZM104 44V43H103ZM106 44V43H105ZM104 44V45H105ZM31 45V44H30ZM30 45H28V46H30ZM174 45V44H173ZM38 46V45H37ZM52 46V45H51ZM68 46V45H67ZM73 46V45H72ZM154 46V45H153ZM16 47V46H15ZM14 47V48H15ZM19 47V46H18ZM21 47V46H20ZM31 47V46H30ZM29 47V48H30ZM56 47V46H55ZM123 46H121V48H122ZM179 47V46H178ZM12 48V47H11ZM29 48L28 49H25V50H28V52H31V54H33L32 53V51L33 50H29ZM43 48H44V46H43ZM49 48V47H48ZM48 48H47V52H50V50H48ZM82 48V47H81ZM115 48V47H114ZM182 48H184V47H182ZM185 48V49H186ZM22 49V48H21ZM23 49H24V47H23ZM46 49V48H45ZM62 49V48H61ZM70 49H71V47H70ZM74 49H76V50H78L77 48H74ZM83 49H85V48H83ZM87 49L88 50H91V48L89 49V47H87ZM108 49H109V47H108ZM107 49V50H108ZM110 49H112V48H110ZM176 49V48H175ZM12 50V49H11ZM15 50V49H14ZM18 50H20V49H18ZM35 50H37V49H35ZM44 50V49H43ZM52 50H55L54 49V47H53V49ZM56 50H57V47H56ZM96 50V49H95ZM142 50H146V49H143L142 48ZM152 50V49H151ZM13 51V50H12ZM23 51V50H22ZM21 51V52H22ZM40 51V50H39ZM38 51V52H39ZM93 51V50H92ZM103 51V50H102ZM178 51V50H177ZM21 52H19L20 54H21ZM28 52H27V55H29L28 54ZM44 52H45V50H44ZM52 52V51H51ZM56 52V51H55ZM64 52V51H63ZM79 52V51H78ZM81 52V51H80ZM94 52V51H93ZM1 53V52H0ZM7 53V52H6ZM14 53H16V52H14ZM24 53H26V52H24ZM54 53V52H53ZM82 53V52H81ZM104 53H105V50H104ZM106 53H110V52H106ZM112 53V52H111ZM184 53V52H183ZM190 53H186V55L185 54H183V56L185 55V56H190V55H188V54H190ZM2 54V53H1ZM30 54V55H31ZM45 54H47V53H45ZM49 54V53H48ZM56 54V53H55ZM54 54V55H55ZM16 56H17V53L15 54ZM26 55V56H27ZM39 55V54H38ZM53 55V54H52ZM51 55V56H52ZM75 55V54H74ZM84 55V54H83ZM158 55V54H157ZM159 55H161V54H159ZM200 55V54H199ZM199 55H197V56H199ZM49 56H50V54H49ZM51 56L48 58V59H52L51 58ZM58 57L60 56V55H57ZM78 56V55H77ZM81 56H82V54H81ZM126 56V55H125ZM153 56V55H152ZM181 56V55H180ZM182 56V57H183ZM193 56V55H192ZM192 56H190V57H192ZM196 56V55H195ZM3 57V56H2ZM18 57H20L19 56V54H18ZM22 58H23V56H21ZM44 57V56H43ZM53 57V56H52ZM56 57V56H55ZM57 57V58H58ZM84 57V56H83ZM158 57V56H157ZM189 57V58H190ZM200 57H203V56H200ZM12 58V57H11ZM21 58V59H22ZM28 58V57H27ZM74 58H75V56H74ZM86 58H88V57H86ZM111 58V57H110ZM115 58V57H114ZM114 58H112V59H114ZM155 58V57H154ZM176 58V57H175ZM185 58V57H184ZM183 58V59H184ZM195 58V57H194ZM206 58H204V59H206ZM9 59V58H8ZM19 59V58H18ZM20 59V60H21ZM45 59H46V57H45ZM48 59L46 60V61H48ZM54 59V58H53ZM128 59V58H127ZM142 59V58H141ZM141 59H138V60H140L141 61ZM144 59V58H143ZM142 59V60H143ZM159 59V58H158ZM210 59H209V61H210ZM4 60V59H3ZM20 60H18V61H20ZM27 60V59H26ZM43 60V59H42ZM56 60H58V59H56ZM59 60H61V59H59ZM75 60V59H74ZM85 60V59H84ZM125 60V59H124ZM129 60H130V58H129ZM138 60H131L132 62H134L135 64H133V65H136V68L139 70V71H141V74H142V76H143V78L142 79H144V81L146 80V81H154V82H157V78L155 79V75H158V74H155V72L154 73H152V72H150L149 70V68L148 69H146L147 67H144V65L142 66V63H141V65H140V61H138ZM186 60H188L187 58H186ZM186 60L184 59L183 60V64H185V65H187L186 63H188V62H186ZM194 60V59H193ZM192 60V61H193ZM198 60H200V58L198 59ZM201 60H202V58H201ZM219 60V61H218ZM5 61V60H4ZM3 61V62H4ZM8 61H10V60H8ZM53 61H55V59L53 60ZM65 61V60H64ZM73 60H71V62H72ZM82 61V60H81ZM81 61H80V63H81ZM115 61V60H114ZM158 61H162V60H158ZM164 61V60H163ZM162 61V62H163ZM188 61H190V60H188ZM206 61V60H205ZM204 61V62H205ZM208 61V60H207ZM52 62V61H51ZM59 62V61H58ZM57 62V63H58ZM63 62V60L61 61V63ZM197 62V61H196ZM204 62H203V60H202V63L204 64ZM210 62V63H211ZM2 63V62H1ZM7 63V62H6ZM18 63V62H17ZM20 63V62H19ZM57 63H55V64H57ZM64 63V62H63ZM62 63V64H63ZM66 63V62H65ZM76 64H77V62H75ZM74 63V64H75ZM124 63V62H123ZM179 63V62H178ZM193 63H195V62H193ZM209 63V62H208ZM209 63V64H210ZM44 64V63H43ZM53 63H51V65H52ZM84 66L83 67H85V68H87L88 67V65L90 66H92V68H91V66L89 67L90 69H92V70H90V72L89 71H87V72H89V75H87V77H90L89 79H88V81H86V80H83V81H81L82 79L80 78L81 76H79V81H80V87L79 86H72L73 88H75L76 90H74V91H76V92H73V95H75L78 91H79V93L81 92V91H83V90H86V93H84V94H86V98H87V103H88V101L90 102V106L87 104V109H88V106H89V108H91V106H92V108H94V110H95V112H96V114H97V116H95L96 118H98L99 120H98V122L99 123H97V127L96 126H94L95 124L93 123L94 121H92L93 120V117H94V113L92 114L93 115V117H91V119H89L88 118V124L87 125H85V128L84 129H87L88 131H91V132H97L98 131V133H97V135L99 134V132H102L103 133V135H104V137H106L105 136V134L106 135H109V136H113L114 138L116 137L115 135H117L118 136V132L117 131H115L114 129L115 128H117V130H120L121 132H123L122 134H125V133H128L129 134V136H131L132 134H130V131L129 132H125L124 133V127H122V129L120 128L119 129V127L117 126V124L116 125H113V126H115V127H112V125H110V124H108V123H106V122H104V120H105V118L107 119L108 117H109V113H107V110H109V112L111 111L108 107H106L105 105H106V102H108V99L113 95V94H115L116 93V90H118V87H116L115 85V90H114V88L112 87V85L109 83L110 81L106 78V76L104 75V73H103V70H99V68H98V66L97 65H95V62L93 61V62H91V60L90 59H87V62H85L84 61ZM145 64V63H144ZM147 64V63H146ZM145 64V65H146ZM163 64H164V62H163ZM190 64H192V62L190 63ZM196 64V63H195ZM5 65V64H4ZM10 66L9 64H6L5 65V68L6 67H8V66ZM12 65V64H11ZM19 65V64H18ZM45 65V64H44ZM48 66L50 65V62H49V64H47ZM49 66V68L51 67L52 69H54L55 68V66H57V65H55L54 66V68H53V66ZM54 65V64H53ZM60 65V64H59ZM67 65V64H66ZM69 65V64H68ZM67 65V66H68ZM87 65V66H86ZM116 65V64H115ZM167 65V64H166ZM200 65V64H199ZM208 65V64H207ZM216 65V64H215ZM20 66V65H19ZM67 66L65 67V69H67ZM80 66V65H79ZM110 66V65H109ZM129 66V65H128ZM144 67V69L142 68V67ZM147 66H152V65H150V64H147ZM191 67L192 66H194L193 64L192 65H190ZM203 66V65H202ZM204 66H206V65H204ZM203 66V67H204ZM210 66V65H209ZM211 66H212V64H211ZM4 67V66H3ZM10 67H12V66H10ZM76 67H77V65H76ZM103 67V66H102ZM124 67V66H123ZM133 67H135V66H133ZM153 67V66H152ZM158 67V66H157ZM176 67V66H175ZM191 67H188L187 66V68H191ZM201 68V69H204V68ZM207 67V66H206ZM227 67V68H226ZM232 68V70H233V68H235L233 71H234V73L232 72V70H231V72L232 73H230L229 71H226V70H228V68ZM43 68V67H42ZM46 68H48L47 66H46ZM57 68V67H56ZM59 68V67H58ZM74 68V67H73ZM81 68V67H80ZM85 68H81V70L82 69H84V71H85ZM127 68V67H126ZM186 67H185V69L186 70H188ZM219 68V67H218ZM219 68V69H220ZM20 69H21V67H20ZM32 69V68H31ZM142 69V70H141ZM182 69V73H180V74H183V73H185L186 72V70H183V68H181ZM192 70H196V68L195 67H192L191 68ZM188 70L187 71V74H188V72H190V71H192V70ZM199 69V68H198ZM209 68H207L206 70H208ZM10 70V69H9ZM8 70V71H9ZM33 70V69H32ZM50 70V69H49ZM61 70V69H60ZM69 70V69H68ZM71 70V69H70ZM78 70V69H77ZM80 70V69H79ZM88 70V69H87ZM120 70V69H119ZM121 70H123V68H121ZM136 70V69H135ZM200 70V69H199ZM2 71V70H1ZM14 71V70H13ZM47 72H49L48 71V69L46 70ZM46 71H45V73H46ZM51 71H53V70H51ZM75 71V70H74ZM73 71V72H74ZM91 71H93L94 73L92 74V72ZM147 71V72H146ZM149 71V72H148ZM178 71H180V70H178ZM185 71V72H184ZM201 71V70H200ZM209 71V70H208ZM4 72H6V71H4ZM11 72V71H10ZM10 72H8V73H10ZM16 72V71H15ZM30 72H31V70H30ZM33 72V71H32ZM83 72V71H82ZM116 72V71H115ZM122 72V71H121ZM124 72V71H123ZM126 72V71H125ZM161 72V71H160ZM166 72V71H165ZM205 72V71H204ZM204 72H202L201 74H203ZM7 73V75L9 76V74ZM19 73H20V71H19ZM37 73V72H36ZM68 73V72H67ZM75 73V72H74ZM78 73V72H77ZM77 73H76V75H77ZM90 73H91V75H90ZM117 73V72H116ZM118 73H119V71H118ZM130 73V72H129ZM138 73V72H137ZM136 73V74H137ZM152 74V76L150 75V74ZM162 73V72H161ZM178 73V74H179ZM193 73V72H192ZM195 73V72H194ZM206 73V72H205ZM34 74V73H33ZM66 74V73H65ZM78 74H81V73H78ZM200 74V73H199ZM208 74V73H207ZM234 74V75H233ZM4 75V74H3ZM6 75V74H5ZM12 75L13 76H16V73H14L13 74V72H12ZM59 75H60V73H59ZM119 75V74H118ZM117 75V76H118ZM172 75V74H171ZM184 75V74H183ZM191 75V77H193L192 76V74L191 73H189V76ZM196 75V74H195ZM210 75V76H211ZM46 76V75H45ZM61 76V75H60ZM65 76V75H64ZM68 76V75H67ZM73 76V75H72ZM116 76V77H117ZM119 76H121V75H119ZM128 76V75H127ZM155 76V77H154ZM199 75H197V76H194V78L195 77H198ZM205 76V75H204ZM208 75H206V77H207ZM210 76H208V77H210ZM227 76H226V78H227ZM3 77V76H2ZM7 77V76H6ZM16 77H18V75L16 76ZM25 77V76H24ZM23 77V78H24ZM75 77H77V76H75ZM86 77V78H87ZM122 77V76H121ZM126 77V76H125ZM157 77H159V76H157ZM190 77V78H191ZM200 77H201V75H200ZM200 77H198L199 79H201ZM212 77H214V76H212ZM212 77L210 78V79H212ZM236 77V76H235ZM60 78V77H59ZM83 78L85 79V77L83 76ZM136 78H138V77H136ZM160 78V77H159ZM163 78V77H162ZM198 78H195V79H197L198 80ZM63 79V78H62ZM120 79V78H119ZM118 79V80H119ZM139 80H141L140 79V77L138 78ZM138 79L136 80V81H138ZM189 79V78H188ZM205 79V78H204ZM228 79V78H227ZM237 78H234V83H236V82H238L237 80H239V78L236 80ZM240 79V80H241ZM243 79V80H244ZM1 80V79H0ZM10 80V79H9ZM14 80V79H13ZM34 80H35V76L33 77V82H34ZM123 80V79H122ZM125 80H126V78H125ZM192 80V79H191ZM197 80H195L194 81V79H193V82L194 83H196V85H197ZM203 80V79H202ZM201 80V81H202ZM214 80H216L215 78L213 79V81L211 80V83H212V85H213V82H214ZM218 80V79H217ZM223 80H221V81H223ZM239 80V81H240ZM242 80V81H243ZM62 81V80H61ZM76 82H78L77 80H75ZM133 81V80H132ZM160 81H162V80H160ZM201 81H199V84H200V82ZM208 81V80H207ZM219 81V80H218ZM231 81V82H232ZM236 81V82H235ZM242 81H240L241 83H242ZM11 82V81H10ZM13 82V81H12ZM21 82V81H20ZM59 82V81H58ZM65 82V81H64ZM88 82V83H87ZM119 82H122V81H118L117 83L119 84ZM141 82H142V80H141ZM140 82V83H141ZM164 82H166V81H164ZM203 82H205L206 83V80H203ZM202 82V84L203 85H207V84H205V83H203ZM230 82V81H229ZM240 82H239V84H240ZM251 82V81H250ZM22 83V82H21ZM128 83V82H127ZM139 83V84H140ZM144 83V82H143ZM142 83V84H143ZM161 83H163V82H161ZM210 83V84H211ZM219 83H220V81H219ZM233 82L232 83H230V92H232L233 90H231V84L233 85L234 84ZM247 83V82H246ZM253 83V82H252ZM251 83V84H252ZM256 83H257V85H256ZM1 84H2V82H1ZM5 84V83H4ZM17 84V83H16ZM20 84V83H19ZM118 84H117V86H118ZM121 84V83H120ZM142 84H141V86H142ZM146 84V83H145ZM150 85H151V83H149ZM185 84V83H184ZM183 84V85H184ZM201 84V85H202ZM215 84H218V83H215ZM238 83L236 84L237 86L239 85ZM23 85V84H22ZM122 85V84H121ZM121 85H119V89H121V87H123V86H121ZM123 85H124V82H123ZM138 85V84H137ZM149 85V86H150ZM186 85V84H185ZM235 85V84H234ZM1 86V85H0ZM21 86V84L19 85V87ZM67 86V85H66ZM132 86H135V85H132ZM146 85H144L143 87H145ZM197 86H199V85H197ZM208 86H211V85H208ZM219 86H220V84H219ZM250 86V85H249ZM251 86V87H252ZM22 87H25V86H22ZM55 87V86H54ZM148 86H146L145 87V89L147 88ZM152 87V86H151ZM155 87V86H154ZM205 87V86H204ZM211 87H213L212 89L213 90H215V88H216V86H215V88H214V85L213 86H211ZM210 87V88H211ZM221 87H222V83H221ZM236 87V86H235ZM250 88V87H248V90H251V89H253V90H251V91H253L254 92V90H255V92H256V90L257 89H255V88ZM18 88V87H17ZM53 88V87H52ZM51 87H49V85H47V83H43L42 84V88H41V92H46V91H50L51 89H52ZM126 88V87H125ZM149 88V87H148ZM206 89L207 88H209V87H205ZM217 88H219L218 86H217ZM250 88V89H249ZM7 89V88H6ZM16 89V88H15ZM26 89V88H25ZM124 89V88H123ZM129 89V88H128ZM132 89H134V88H132ZM142 89H144V88H142ZM149 89H151V88H149ZM203 89V88H202ZM236 89H238L237 87H236ZM19 90H21L20 88H19ZM18 90V91H19ZM28 90V89H27ZM81 90V91H80ZM141 90V89H140ZM153 90V89H152ZM184 90V89H183ZM205 90V89H204ZM208 90V89H207ZM218 90V89H217ZM229 90H227V91H229ZM239 90H240V87H239ZM242 90V89H241ZM16 91V90H15ZM40 91V90H39ZM120 91V90H119ZM137 91H139V90H137ZM157 91V90H156ZM175 91V90H174ZM236 91V90H235ZM238 91V90H237ZM243 91V90H242ZM84 92V91H83ZM140 92V91H139ZM143 92H144V90H143ZM149 92V91H148ZM229 92V93H230ZM253 92H252V94H253ZM53 93V92H52ZM55 93V92H54ZM75 93V94H74ZM119 93V92H118ZM141 93V92H140ZM140 93H137V94H140ZM172 93V92H171ZM190 93V92H189ZM192 93V92H191ZM209 93L211 94V91L209 90ZM223 93H225V91H223ZM246 93H248V92H246ZM251 92L249 91V94H250ZM1 94V93H0ZM23 94V93H22ZM46 94V93H45ZM49 94V93H48ZM83 94V93H82ZM136 94V95H137ZM161 94V93H160ZM174 96H177V95H179V93H178V91L176 92H174V93H172ZM184 95H183V117H185V116H188V114L190 115V114H192V115H190L189 116V119H190V117L191 116H193V114H194V116L196 115V110H197V108L195 109V112L193 111V110H191L192 108L191 107H194L195 108V106H197V107H199V106H201L200 104H199V106H198V103H199V101L197 100V99H193V101L195 100H197V102H193L192 100H191V98H190V100H189V98L188 97H186V94L185 93H183ZM221 94H222V92H221ZM238 95H237V97L239 96V92L237 93ZM241 94V93H240ZM243 94V93H242ZM242 94L240 95V97H241V99H238V100H236V99H234V98H232L231 99V96L229 95V97L230 98H228L227 97V95L224 97V99L223 98H221V97H218V95H217V98H220V100H221V102H224V103H226V105L230 108H225V110H226V114H224L222 117L221 116H216L217 118L216 119H213V118H215V114L213 113V112H216L215 111V108L213 109L214 111L211 113L212 115H210L209 116V112H211V110H209L210 109V105L208 106L209 107V109H207L208 107H206V104L205 103H203L205 106V110L207 109L209 112L206 114V113H204V111H203V114H197V115H199V116H197V117H199V118H197L196 117V119L195 118H193V117H191L192 118V121H190V124L189 125H191V126H196V128H197V126H200V128H201V131H203L206 135H210V137L211 136H213V132H216L217 133V130L216 129H218V132H219V130L222 132H230V133H232L233 134V136H235V138H236V136L237 135H235V131L238 129L237 127H235L236 128V130H232V129H226V128H224V129H220L219 128V122L220 121H223V122H225L226 120H230V121H232L233 119H243V118H250V119H252V120H254L255 122L254 123H251V125L253 126V127H255V130H249V131H251L253 134H255V135H257L256 137V141H257V143H259V145L260 146H264V115L263 116H261L262 115V113H261V115H259V114H257V112L255 113L253 110L254 109H252V108H250V104L246 101V99H244L245 101H246V103L248 104V106H247V104L244 102V100L243 101H239V100H242V98H244V97H242ZM245 94V93H244ZM255 94V93H254ZM256 94H258V93H256ZM11 95V94H10ZM9 95V96H10ZM19 95H20V92H19ZM26 95V94H25ZM25 95H23V96H25ZM52 95H54V94H52ZM58 95V94H57ZM71 95H72V93H71ZM76 95H78V93L76 94ZM81 95V94H80ZM131 95V98L132 97H134L135 95H134V93H133V96H132V94H130ZM214 95V94H213ZM224 95V94H223ZM234 95H236V93L234 94ZM246 95V94H245ZM251 95V94H250ZM249 95V96H250ZM3 96H4V94H3ZM18 96V95H17ZM35 96V95H34ZM128 95H125V96H123V98H129V97H127ZM187 96H189V95H187ZM215 96V95H214ZM248 96V97H249ZM256 96H257V98H259L258 97V95H255V97H253V95H252V99H254V101L257 99L256 98ZM14 97V96H13ZM79 97V96H78ZM84 97V96H83ZM138 96H135V99L137 98ZM141 97V96H140ZM147 96H142L141 98H146ZM149 97V96H148ZM158 97V96H157ZM190 97V96H189ZM197 97V96H196ZM228 99H227V98ZM233 97V96H232ZM247 97V96H246ZM248 97H247V99H248ZM261 98H260V100L262 99V96H260ZM5 98H7V95H6V97ZM61 98V97H60ZM75 98V97H74ZM81 98V97H80ZM112 98V97H111ZM226 98V99H225ZM239 98V97H238ZM256 98V99H255ZM15 99V98H14ZM18 99V98H17ZM21 99V98H20ZM46 99H50V98H46ZM64 99V98H63ZM78 99V98H77ZM106 99H107V101H106ZM137 99H140V98H137ZM136 99V100H137ZM149 99V98H148ZM161 99H163V98H161ZM165 99H167V98H165ZM211 99V98H210ZM249 99H251V98H249ZM248 99V100H249ZM251 99V101H253ZM264 99V98H263ZM51 100H52V98H51ZM55 100H56V98H55ZM103 100H105L104 102H103ZM131 100V99H130ZM150 100V99H149ZM260 100H257L258 101V103L259 102H261ZM14 101V100H13ZM12 101V102H13ZM46 101V100H45ZM65 101V100H64ZM112 101V100H111ZM120 101V100H119ZM126 101H129L128 99H125V101L123 100V102H126ZM163 101H164V99H163ZM202 101V100H201ZM211 101V100H210ZM214 101V100H213ZM253 101V102H254ZM1 102V101H0ZM3 102V101H2ZM1 102V103H2ZM8 102V101H7ZM62 102V101H61ZM80 102V101H79ZM78 102V103H79ZM132 102H134L133 100H132ZM165 102V101H164ZM250 102V101H249ZM256 102V101H255ZM263 102V101H262ZM42 103V102H41ZM47 103V102H46ZM54 103V102H53ZM52 103V104H53ZM84 103V102H83ZM129 103V102H128ZM167 103H168V101H167ZM166 103V104H167ZM13 104V103H12ZM19 104H21V103H19ZM43 104V103H42ZM59 104V103H58ZM66 104V103H65ZM109 104V103H108ZM124 104V103H123ZM155 104V103H154ZM254 103H252L251 105H253ZM255 104H257V103H255ZM7 105V104H6ZM16 105V104H15ZM17 105H18V103H17ZM26 105H27V103H26ZM48 105H49V103H48ZM64 104H62V106H63ZM126 105V104H125ZM150 105V104H149ZM187 107H186V106ZM217 105V104H216ZM219 105V104H218ZM258 105V104H257ZM259 105H261V103L259 104ZM12 106V105H11ZM42 106V105H41ZM45 106H46V104H45ZM55 106H56V104H55ZM66 106V105H65ZM119 106H121V105H119ZM128 106V105H127ZM22 107V106H21ZM24 107V106H23ZM52 107V106H51ZM54 107V106H53ZM58 107V106H57ZM78 107V106H77ZM140 107V106H139ZM165 107H168L167 105L165 106V104H163V103H161L159 106H158V109L156 110V112H159V115H156L155 113V116L157 117V116H166V108ZM212 107V106H211ZM221 107V106H220ZM252 107V106H251ZM254 107H256V106H254ZM9 108V107H8ZM16 108V107H15ZM64 108V107H63ZM62 108V109H63ZM114 108V107H113ZM112 108V109H113ZM133 108H135V106L133 107ZM191 108V109H190ZM200 108V107H199ZM199 108H198V110H199ZM222 108V107H221ZM260 108V107H259ZM38 109V108H37ZM44 109H46V108H44ZM80 109V108H79ZM86 109V110H87ZM128 109V108H127ZM141 109V108H140ZM252 109V110H251ZM30 110V109H29ZM39 110V109H38ZM48 110V109H47ZM54 110H56L55 109V107H54ZM65 110V109H64ZM84 110V111H83ZM82 111H80V113L82 112H84V113H86L87 114V112H85V109H83ZM91 110H93V109H91ZM119 110V109H118ZM135 110V109H134ZM145 110V109H144ZM155 110V109H154ZM201 110H202V108H201ZM201 110H199V112L201 111ZM225 110L224 111H222V112H225ZM256 110V109H255ZM257 110H258V112H260L259 111V109L257 108ZM261 110V109H260ZM8 111V110H7ZM90 111V110H89ZM120 111V110H119ZM124 111V110H123ZM141 111V110H140ZM169 111V110H168ZM218 111V110H217ZM220 111V110H219ZM5 112V111H4ZM20 111H18L17 113H19ZM22 112V111H21ZM41 112V111H40ZM53 112V111H52ZM66 112V111H65ZM94 112V111H93ZM111 112H113V113H111L112 114V119L113 118H116L117 117V120H119L120 118H121V116H120V118H118V115H119V113L121 112H117V110H116V112L115 111H111ZM124 112H127V111H124ZM147 112V111H146ZM145 112V113H146ZM155 112V111H154ZM164 112H165V114H164ZM171 111H169V113H170ZM205 112H207V111H205ZM56 113V112H55ZM90 113H91V111H90ZM160 113H163V115L161 114L160 115ZM178 113H181L180 111H178ZM6 114H8V113H6ZM54 114V113H53ZM63 114V113H62ZM62 114H60V115H62ZM71 114V113H70ZM86 114H84L85 116H86ZM111 114H110V117H111ZM122 114H124V113H122ZM182 114V113H181ZM217 114H218V112H217ZM264 114V113H263ZM19 115V114H18ZM30 115V114H29ZM55 115V114H54ZM57 115H58V113H57ZM91 115V114H90ZM91 115V116H92ZM129 114H127V116H128ZM167 115L169 116V114L167 113ZM170 115H171V113H170ZM172 115H173V113H172ZM177 115V114H176ZM219 115H222L221 114V112H220V114ZM8 116V115H7ZM59 116V115H58ZM87 116H89V114L87 115ZM124 116V115H123ZM126 116V115H125ZM124 116V117H125ZM168 116H167V118H168ZM173 116H175V114L173 115ZM214 116V117H213ZM6 117V116H5ZM11 117H13V116H11ZM39 117H41V116H39ZM38 117V118H39ZM57 117V116H56ZM64 117V116H63ZM66 117V116H65ZM147 117H148V115H147ZM158 118V120L159 119H163V117H161V118ZM169 117H171L172 118V116H169ZM16 118V117H15ZM42 118H43V116H42ZM52 118V117H51ZM73 118V117H72ZM80 118V117H79ZM85 118V117H84ZM96 118H95V121H97L96 120ZM144 118H146V116H145V114L143 115L142 113H133V115L132 114H130V116H128L127 118H125L124 120L126 121L125 123L128 125L127 126V128H129V126L131 127V129L133 128V131H134V127L135 126H137L138 124H140L139 122H141V120H143ZM151 118V117H150ZM165 118L166 117H164V120H165ZM166 118V119H167ZM12 119V118H11ZM10 119V120H11ZM187 119V118H186ZM188 119V120H189ZM210 119V120H209ZM2 120V119H1ZM15 120V119H14ZM18 120V119H17ZM23 120V119H22ZM32 120V119H31ZM52 120V119H51ZM61 120V119H60ZM120 120H122V118L120 119ZM119 120V121H120ZM123 120V121H124ZM191 120V119H190ZM216 120H218V121H216ZM28 121V120H27ZM36 121V120H35ZM53 121V120H52ZM73 121V120H72ZM82 121V120H81ZM106 121V120H105ZM108 121V120H107ZM110 122H111V120H109ZM119 121H116V122H119ZM185 120H183V123H185L184 122ZM215 122L214 124H212L211 122ZM1 122V121H0ZM3 122H4V120H3ZM44 122V121H43ZM59 122V121H58ZM61 122V121H60ZM65 122H68V120L67 121H65ZM77 122V121H76ZM109 122V123H110ZM8 123H9V121H8ZM10 123H11V121H10ZM10 123H9V125H10ZM19 123V122H18ZM32 123V122H31ZM53 123V122H52ZM52 123L50 124L51 126H52ZM81 123V122H80ZM79 123V124H80ZM84 123V122H83ZM90 123H91V125H90ZM147 123V122H146ZM16 123H14V125H15ZM21 124V123H20ZM65 124H68V123H65ZM70 124V123H69ZM72 125H73V123H71ZM86 124V123H85ZM112 124V123H111ZM114 124H115V122H114ZM120 124H122V123H119L118 125L120 126ZM124 124V123H123ZM54 125L56 126H58V124H57V122L55 121L54 122ZM53 125V126H54ZM63 125V124H62ZM61 125V126H62ZM71 125V126H72ZM210 125V126H209ZM25 126V125H24ZM46 126V125H45ZM51 126H48L47 128H46V130L48 129L49 131H54L52 128L53 127H51ZM77 126V125H76ZM76 126L74 125V127H75V131H77L76 130ZM81 126H82V124H81ZM117 126V127H116ZM146 126H148V125H146ZM188 126V125H187ZM211 126H213L214 128L213 129H210L211 128ZM38 127V126H37ZM36 127V128H37ZM70 127V126H69ZM74 127H72V129L74 130ZM84 127V126H83ZM138 127H139V130H140V133H141V135L145 138L146 137V139L147 140H150L152 143H155L156 141H157V136H155L154 134H155V132L153 133L152 131H149L146 127H142L141 128V125L140 126H137L136 128H135V132L134 133H137V131H136V129H138ZM34 127H32V128H28V130L30 129H33ZM56 128V127H55ZM60 128V127H59ZM249 128H250V126H249ZM252 128V127H251ZM250 128V129H251ZM6 129V130H5ZM63 129V128H62ZM70 129V128H69ZM77 129H80V128H77ZM83 129V128H82ZM130 129V128H129ZM193 129V128H192ZM25 129H23V125L21 124V125H17V126H9L8 127V125H7V121H6V124H2V126H0V133H3L4 131L6 132V131H15V132H22L23 133V131H24ZM27 130V129H26ZM29 130V131H30ZM33 130H35V128L33 129ZM32 130V131H33ZM37 130H42V128H37ZM36 130V131H37ZM43 130H45V127H44V129ZM61 130V129H60ZM139 130H138V132H139ZM162 130V129H161ZM87 131V132H88ZM119 131V132H120ZM125 131H127V130H125ZM160 131V130H159ZM234 131V132H233ZM238 131V130H237ZM27 132V131H26ZM31 132V131H30ZM42 132H44V131H42ZM58 131H56L55 132V134L57 133ZM93 132V134H95ZM120 132V133H121ZM152 132V133H151ZM203 132H201V133H203ZM45 133H46V131H45ZM77 133V132H76ZM84 133V132H83ZM89 133V132H88ZM102 133H100L101 135L100 136H102ZM132 133V132H131ZM247 133H249V132H247ZM5 134V133H4ZM27 134V133H26ZM70 134H72L73 135V133H70ZM70 134H68V137H69V135ZM85 134V133H84ZM92 134V136H95V135H93ZM139 134V133H138ZM165 134V133H164ZM164 134H163V136H164ZM205 134H203V135H205ZM212 134V135H211ZM218 134H220V133H218ZM2 135V134H1ZM22 134L20 133V138L23 136H21ZM30 135V134H29ZM47 135V134H46ZM71 135V136H72ZM77 135V134H76ZM205 135V137L207 138V136ZM7 136V135H6ZM43 136V135H42ZM99 136V137H100ZM124 136H127V135H124ZM214 136H215V133H214ZM5 137V136H4ZM26 137H27V135H26ZM30 137V136H29ZM49 137V136H48ZM55 137V136H54ZM96 137V136H95ZM98 136H97V138H99ZM103 137V136H102ZM120 137H121V139H122V135H120ZM0 138H1V136H0ZM19 137H18V139H20ZM25 138V137H24ZM50 138V137H49ZM82 138V137H81ZM113 138V139H114ZM118 138V137H117ZM128 138V137H127ZM134 138H137V137H134ZM143 138V139H144ZM167 139H170V138H168V137H166ZM208 138H209V136H208ZM211 138H213L214 140H215V137H211ZM17 139V138H16ZM22 139V138H21ZM52 139V138H51ZM57 139V137L55 138V140ZM59 139V138H58ZM89 139V138H88ZM93 139V138H92ZM91 139V140H92ZM100 139H101V137H100ZM124 140H125V137L123 138ZM167 139H166V141H167ZM212 139V140H213ZM2 140V139H1ZM0 140V141H1ZM44 140V139H43ZM47 140H49V139H47ZM70 140V139H69ZM90 140V139H89ZM97 140V139H96ZM99 140V139H98ZM112 140V139H111ZM115 140V139H114ZM113 140V141H114ZM130 140H131V138H130ZM142 140V139H141ZM3 141H4V139H3ZM9 140L7 139V142H8ZM18 141H20V140H18ZM24 141V140H23ZM26 141V140H25ZM54 141V140H53ZM53 141H51L52 143H53ZM64 141V140H63ZM77 141V140H76ZM82 141V140H81ZM108 141V143H110L109 142V139L107 140ZM116 141V140H115ZM114 141V142H115ZM120 141V140H119ZM136 141V140H135ZM171 141H173V139L171 140ZM167 142V146L170 148V150L173 148V149H175V150H177V149H179L180 148V150H182L183 149V153L185 154V153H187V152H189V151H191L192 149H195V148H197L196 147V145L200 148V142H197V141H193V140H187V143H190V142H192V143H190L188 146H190L191 144H193V148H191V146H190V148L187 146V143H186V141H185V143H183V142H181L182 143V145L183 146H179V145H181L180 144V142L179 143H177V145L179 146V148H176V144H175V146H173L174 145V142L172 143V142ZM182 141H183V139H182ZM216 141V140H215ZM228 140H226V141H224V143H226ZM21 142H22V140H21ZM26 142H28V141H26ZM46 142V141H45ZM66 142V141H65ZM70 142V141H69ZM88 142H90V141H88ZM94 142V141H93ZM101 142H102V140H101ZM103 142H105V141H103ZM127 142H128V140L126 141V143H125V141H123V143H125L124 145L125 146H127ZM130 142V141H129ZM128 142V143H129ZM134 142V141H133ZM2 143L3 142H1L0 144L2 145ZM20 143V142H19ZM42 143V142H41ZM57 143V142H56ZM56 143H54V144H56ZM59 143V142H58ZM62 143V142H61ZM68 143V142H67ZM83 143H85V141L83 142ZM82 143V144H83ZM87 143V142H86ZM91 143V142H90ZM106 143V142H105ZM131 144H132V141L130 142ZM129 143V144H130ZM137 143V142H136ZM5 144H6V141L3 143V146L5 147ZM25 145V144H27V143H20L19 145ZM40 144V143H39ZM45 144V143H44ZM43 144V145H44ZM60 144V143H59ZM58 144V146H60ZM68 144H70V143H68ZM75 144V143H74ZM73 144V146L72 145H68V146H70V147H74L75 146V148H76V145H74ZM76 144H77V142H76ZM79 144V146H81L82 147V145H80V142L78 143ZM94 144V143H93ZM93 144H91V145H93ZM99 144V143H98ZM97 144V145H98ZM104 144V143H103ZM111 144V143H110ZM113 144V143H112ZM115 144H117V142L115 143ZM115 144H114V146H115ZM130 144V145H131ZM141 144V143H140ZM146 144V143H145ZM144 144V145H145ZM184 144H186V146L184 145ZM215 144V143H214ZM232 144V143H231ZM230 144V145H231ZM7 145V144H6ZM10 145V143L8 142V145H7V147H10L9 146ZM23 145V146H24ZM30 145H32V144H30ZM38 145V144H37ZM63 145V144H62ZM87 145V144H86ZM100 145V144H99ZM98 145V146H99ZM109 145V144H108ZM119 145V144H118ZM129 145V146H130ZM132 145H135V143H133ZM151 145V144H150ZM195 145V146H194ZM213 145V144H212ZM211 145V147H213V148H215L214 147V145L212 146ZM220 145V144H219ZM225 145H227V144H225ZM224 145V146H225ZM237 145L239 146V148L241 149V151H239V155L241 156L242 154H243V151L244 150H242V149H244V147L245 148H247V152H249L250 153V156H248L249 157V159H248V162L250 161L251 163H250V166L253 164V165H258L262 160H264V155H261V150H260V148H258V149H256L257 148V145H256V143H250V144H248V145H243V144H239L238 142H237ZM236 145V146H237ZM2 146V147H3ZM57 146V147H58ZM63 146H65V145H63ZM78 146V145H77ZM85 145H83V147H84ZM90 146V144H88V146H86V147H89ZM120 146H123V145H120ZM232 146L233 145H231V147L230 146H228V147H230V149L232 148ZM1 147V148H2ZM3 147V148H4ZM16 147H17V145H16ZM19 148H21L20 146H18ZM46 147V146H45ZM57 147H56V151H57ZM69 147V148H70ZM81 147H79V152H80V149H81ZM82 147V148H83ZM93 147H95V146H93ZM92 147V148H93ZM113 147V146H112ZM117 147V146H116ZM115 147V148H116ZM157 147V146H156ZM175 147V148H174ZM211 147H209L210 149H211ZM6 148V147H5ZM15 148V147H14ZM36 148V147H35ZM61 148V147H60ZM63 148V149H62ZM61 148V150L59 151V152H61L62 150L64 151L65 149V147H62ZM91 148V147H90ZM101 148V147H100ZM104 148V147H103ZM105 148H106V146H105ZM104 148V149H105ZM110 148V147H109ZM137 148V147H136ZM153 148V147H152ZM182 148V149H181ZM202 148V147H201ZM236 148V147H235ZM238 148V147H237ZM237 148H236V150H237ZM16 149H18V148H16ZM33 149H34V147H33ZM46 149V148H45ZM74 149V148H73ZM86 149H88V148H86ZM86 149H85V151H86ZM126 149V148H125ZM141 149H142V147H141ZM186 149H188V150H186ZM204 149V148H203ZM202 149V150H203ZM210 149H208L209 151H210ZM3 150V149H2ZM8 151H9V148L7 149ZM20 150H23V151H21V152H23L24 154H25V152H24V149H19V151H16V153H18V152H20ZM27 150H28V148H27ZM29 150H30V147H29ZM37 150V149H36ZM40 150H42L41 148H40ZM51 150V149H50ZM50 150H48V151H50ZM59 150V149H58ZM75 150V149H74ZM84 150V149H83ZM90 150V149H89ZM101 150V149H100ZM121 150V149H120ZM124 150V149H123ZM208 150H205V151H207V153L209 152ZM214 150V151H213ZM235 150V151H236ZM0 151H1V149H0ZM63 151H62V155H64L65 153H63ZM88 151V150H87ZM93 151V150H92ZM92 151H91V153H92ZM97 151V150H96ZM99 151V150H98ZM107 151V150H106ZM117 152H118V150H116ZM185 151V152H184ZM201 151V150H200ZM220 151H222V149H220ZM231 151H232V149H231ZM234 151V152H235ZM238 151V150H237ZM7 152V151H6ZM58 152V151H57ZM56 152V153H57ZM59 152H58V154H59ZM65 152H66V150H65ZM90 152V151H89ZM95 152V151H94ZM120 153H121V151H119ZM136 152V151H135ZM157 152V151H156ZM198 152V151H197ZM211 152V153H210ZM208 154V161L210 162H202L200 159H199V161L200 162H202V164L201 165H207V164H211L212 165V163L213 162H211V161H216V160H219V159H221V161L222 160H225L226 158H222L223 157V155H221V156H217L218 154L217 153H219L217 150H216V148L215 149H211V151H210ZM228 152V151H227ZM230 152V151H229ZM245 152V151H244ZM4 153H5V151H4ZM15 152H14V155L16 154ZM32 153H33V151H32ZM38 153V152H37ZM44 153V152H43ZM45 153H47V152H45ZM85 153V152H84ZM88 152H86L85 154H87ZM105 153V152H104ZM112 153V152H111ZM117 154V157H119L118 155H120V158H121V160L123 159L124 160V157H126V155L124 154V156H122L121 154ZM131 153V152H130ZM153 153V152H152ZM203 153H204V150H203ZM238 153V152H237ZM236 153V154H237ZM0 154H2V153H0ZM20 154V153H19ZM22 154V153H21ZM24 154H23V156H24ZM42 154V153H41ZM40 154V155H41ZM58 154H57V156H58ZM67 154V155H66ZM64 156L66 157L63 161H64V164H63V166L64 165H66V167H67V165H69L68 166V171L70 172V171H72L71 170V165H74L75 163H73L72 164V161L74 160L71 156H70V154L69 153H66ZM75 154V153H74ZM73 154V155H74ZM77 155H78V153H76ZM75 154V155H76ZM99 154V153H98ZM101 154V153H100ZM107 154V153H106ZM116 154V153H115ZM132 154V153H131ZM156 154V153H155ZM160 154V153H159ZM183 154V155H184ZM217 154V155H216ZM220 154H223V151L220 153ZM13 155V156H14ZM44 155V154H43ZM89 155V154H88ZM94 155V154H93ZM97 155V154H96ZM108 155V154H107ZM135 155V154H134ZM133 155V156H134ZM149 155V154H148ZM238 155V154H237ZM236 155V156H237ZM1 156V155H0ZM9 156H10V154H8V159H9ZM21 156V155H20ZM28 156V155H27ZM30 156V155H29ZM34 156V155H33ZM36 156V155H35ZM47 156V155H46ZM49 156V155H48ZM52 156V155H51ZM50 156V157H51ZM54 156V155H53ZM52 156V157H53ZM56 156V155H55ZM64 156H61V158H60V160L58 159V161H60L58 164H60L61 163V161H62V159L64 158ZM102 156V155H101ZM104 156H105V154H104ZM128 156V155H127ZM236 156H232V157H234V158H231L232 160L234 159V160H238L239 158H237L236 159ZM32 157V156H31ZM43 157V156H42ZM49 157V158H50ZM123 157V158H122ZM144 157V156H143ZM221 157V158H220ZM224 157H225V155H224ZM11 158V157H10ZM21 158V157H20ZM25 158V156L23 157V159ZM84 158V157H83ZM97 158V157H96ZM100 158V157H99ZM98 158V159H99ZM113 158V157H112ZM230 158V157H229ZM2 159V158H1ZM0 159V160H1ZM15 159V158H14ZM25 159H27L28 160V157L27 158H25ZM43 159H45V158H43ZM46 159H48V158H46ZM55 160L57 159L56 157L54 158ZM84 159H86V158H84ZM90 159H93L92 158V155H91V157H90ZM95 159V158H94ZM93 159V160H94ZM114 159V158H113ZM132 159V158H131ZM131 159H130V161H131ZM146 159V158H145ZM22 160V159H21ZM87 160V159H86ZM116 160V159H115ZM119 160V159H118ZM127 160V159H126ZM148 161H149V159H147ZM227 160V159H226ZM231 160V161H232ZM14 161V160H13ZM20 161V160H19ZM24 161V160H23ZM34 161V160H33ZM32 161V162H33ZM41 161V160H40ZM54 161V160H53ZM57 161V160H56ZM102 161V160H101ZM105 161V160H104ZM240 161V163L239 164H242L243 165V162L241 161V160H239ZM11 162H12V160H11ZM16 162V161H15ZM15 162H14V164H15ZM20 162H22V161H20ZM26 162V161H25ZM32 162H30V163H32ZM35 162V161H34ZM44 162H45V160H44ZM55 162V161H54ZM54 162H52V165H55V163ZM124 162V161H123ZM127 162V161H126ZM136 162V161H135ZM200 162H199V164H200ZM217 162H220V161H217ZM229 162V161H228ZM227 162V163H228ZM242 162V163H241ZM23 163V162H22ZM36 163V162H35ZM47 164L46 165H48V163L49 162H46ZM54 163V164H53ZM86 163V162H85ZM120 163V162H119ZM125 163V162H124ZM123 163V164H124ZM204 163V164H203ZM215 163V162H214ZM213 163V164H214ZM221 163V162H220ZM219 163V165H223V164H220ZM226 162L224 163V164H227ZM13 164V163H12ZM44 164V163H43ZM42 164V165H43ZM130 164V163H129ZM134 164V163H133ZM138 165H139V163H137ZM217 165H218V163H216ZM216 164H214V165H216ZM248 164V163H247ZM2 165V164H1ZM0 165V166H1ZM28 165V164H27ZM35 165V164H34ZM33 165V166H34ZM37 165V164H36ZM62 165V164H61ZM115 165V164H114ZM4 166L5 165H3V168H4ZM14 166V165H13ZM50 166V165H49ZM75 167H76V164L74 165ZM109 166V165H108ZM116 166V165H115ZM121 166V165H120ZM152 166V165H151ZM12 167V166H11ZM18 167V166H17ZM17 167H16V169H17ZM31 167V166H30ZM29 167V168H30ZM45 167V166H44ZM107 167V166H106ZM242 167V166H241ZM0 168H2V166L0 167ZM3 168H2V170H3ZM8 169H9V166L7 167ZM15 168V167H14ZM26 168H27V166H26ZM26 168H24V169H26ZM32 168V167H31ZM33 168H35V167H33ZM32 168V169H33ZM46 168V167H45ZM65 168V167H64ZM77 168V167H76ZM109 168V167H108ZM143 168H144V166H143ZM255 168V167H254ZM6 169V168H5ZM5 169H4V171H5ZM8 169H7V171H8ZM37 169V168H36ZM74 169V168H73ZM85 169V168H84ZM109 169H111V168H109ZM132 169V168H131ZM141 169V168H140ZM201 169V172L203 171L204 173H205V171H206V169L205 168H200ZM203 169V170H202ZM214 169V168H213ZM234 169V168H233ZM236 169H238V168H236ZM240 169V168H239ZM2 170H0V172H3ZM9 170H12V169H9ZM19 170V169H18ZM30 170V169H29ZM63 170V169H62ZM67 170V169H66ZM89 170V169H88ZM103 170V169H102ZM133 170H135L134 168H133ZM138 170V169H137ZM147 170V169H146ZM34 171H37V170H34ZM33 171V172H34ZM46 171H47V169H46ZM54 171V170H53ZM59 171V170H58ZM57 171V172H58ZM61 171V170H60ZM74 171V170H73ZM115 171V170H114ZM145 171V170H144ZM222 171V170H221ZM226 171V170H225ZM256 171H257V169H256ZM255 171V172H256ZM6 172V171H5ZM4 172V173H5ZM21 172H22V170H21ZM21 172L19 173L18 171H17V174L19 173V175L21 174ZM56 172V171H55ZM63 172H65V171H63ZM137 172V171H136ZM141 173H143L142 171H140ZM146 172V171H145ZM7 173V172H6ZM52 173V172H51ZM72 173V172H71ZM74 173V172H73ZM138 173V172H137ZM9 174H10V172H9ZM12 174V173H11ZM85 174H87V173H85ZM104 174V173H103ZM120 174V173H119ZM144 174H146V177H148L147 176V173H144ZM251 174V173H250ZM3 175L4 174H2V175H0V176H2V178H1V180H3V179H5V178H7V176L5 177V175H7V174H5L4 175V177H3ZM49 175V174H48ZM55 175V174H54ZM57 175V174H56ZM63 175V174H62ZM65 175V174H64ZM73 175H76V174H73ZM72 175V176H73ZM137 175V174H136ZM141 175V177H143L142 176V174H140ZM14 176H16V175H14ZM53 176V175H52ZM58 176V175H57ZM102 176V175H101ZM145 176V175H144ZM240 176V175H239ZM245 176V175H244ZM243 176V177H244ZM261 176V175H260ZM59 177V176H58ZM61 177V176H60ZM69 177V176H68ZM117 177H118V175H117ZM124 177V176H123ZM140 177V176H139ZM250 177V176H249ZM249 177H248V179H249ZM264 177V176H263ZM262 177V178H263ZM15 178V177H14ZM48 178H50V177H48ZM93 178H94V176H93ZM93 178H91V179H93ZM122 178V177H121ZM223 178V177H222ZM261 178V180L262 181H264V179H262ZM9 179V178H8ZM12 179V178H11ZM18 179V178H17ZM16 179V180H17ZM21 179V178H20ZM55 179V178H54ZM90 179V178H89ZM116 179V178H115ZM129 179V178H128ZM240 179V178H239ZM252 179V178H251ZM256 179V178H255ZM15 180V181H16ZM49 180V179H48ZM51 180V179H50ZM53 180V179H52ZM64 180V179H63ZM73 180V179H72ZM87 180V179H86ZM94 180V179H93ZM121 180H123V179H121ZM144 180V179H143ZM5 181L6 182H4V180L2 181V182H4V184L6 183V184H9V183H7V180L5 179ZM20 181H22V180H20ZM58 181V180H57ZM119 181V180H118ZM139 182H140V180H138ZM144 181H146V180H144ZM143 181V182H144ZM231 181V180H230ZM256 181H258V180H256ZM255 181V182H256ZM8 182H9V180H8ZM13 182V181H12ZM12 182H11V184H12ZM18 182V181H17ZM51 182V181H50ZM54 182V181H53ZM59 182V181H58ZM73 182V181H72ZM130 182V181H129ZM221 182V181H220ZM240 182V181H239ZM251 182V181H250ZM1 183V182H0ZM81 183V182H80ZM116 183H118V182H116ZM245 183H247V182H245ZM262 182H259V184H261ZM5 184V185H6ZM25 184V183H24ZM27 184V183H26ZM30 184V183H29ZM89 184V183H88ZM87 184V185H88ZM122 184V183H121ZM238 184V183H237ZM255 184V183H254ZM4 185V186H5ZM58 185V184H57ZM81 185H82V183H81ZM93 185V184H92ZM96 185V184H95ZM115 185H117V184H115ZM133 185V184H132ZM141 185V184H140ZM250 185V184H249ZM262 185H263V183H262ZM2 186V184L0 185V187ZM7 186V185H6ZM23 186V185H22ZM26 186V185H25ZM28 186V185H27ZM26 186V187H27ZM89 186V185H88ZM97 186V185H96ZM107 186V185H106ZM138 186V185H137ZM236 186H238V187H236ZM235 186V183L232 185H229L228 187H230L231 189V192L233 193V195L231 194V196H235V197H232L233 199H235L236 201H237V204H232V206H230V208H227V209H225V220L224 221H222L221 220V218H220V221H216L218 224H217V226L219 225L220 227H219V229H218V232H219V230H220V228H222V229H224V230H226V232L228 233H224V230H222L223 231V234H225V236L222 234V237L224 236V237H226L227 235L228 236H230V238H231V236H234V234L237 232V229H236V227L232 224V218H231V223L229 222L230 221V219H228V218H230V214H232V216H233V219H234V216H238V214L237 213H242L243 211L241 210L242 208H240V205L238 204V201H240V200H243L245 197H247L248 196V198L250 199L251 197H249V193H252V195H254L255 197H252L251 199H253V200H255V199H257L258 200V202L259 203H261L262 205H261V207H260V204L258 205L257 204V202H256V204H257V207H258V210H256V209H254V210H256L255 211V213H256V218H257V215L258 216H260L261 218H262V216L264 217V199L262 200V202L261 201H259L260 199H259V195L260 194H262L263 193V195H264V192H262L263 191V189L261 188V190H260V188H257V187H254V185L252 186L251 185V187H253V188H251V189H249V186H245L244 187V185H240V183L238 184V185H236ZM240 186H242L241 188H240ZM257 186V185H256ZM8 187H10V184L8 185ZM17 187H18V185H17ZM60 187V186H59ZM83 185H82V189H83ZM101 187V186H100ZM109 187V186H108ZM115 187V186H114ZM126 187V186H125ZM3 188V187H2ZM5 188V187H4ZM87 188V187H86ZM102 188V187H101ZM123 188V187H122ZM127 188V187H126ZM138 188V187H137ZM15 189V188H14ZM64 189V188H63ZM7 190V189H6ZM13 190V189H12ZM17 190V189H16ZM29 190V189H28ZM60 190V189H59ZM84 190V189H83ZM92 190V189H91ZM105 190V189H104ZM112 190V189H111ZM129 190V189H128ZM136 190V189H135ZM1 191V193L3 192V189H1L0 190ZM86 191V190H85ZM84 191V192H85ZM96 191V190H95ZM127 191V190H126ZM226 191V190H225ZM249 194V195H246V192ZM4 192H5V190H4ZM15 192V191H14ZM20 192H21V190H20ZM76 192H78V191H76ZM100 192V191H99ZM120 192V191H119ZM6 193V192H5ZM10 192H8V194H9ZM25 193V192H24ZM79 193V192H78ZM93 193H94V190H93ZM92 193V194H93ZM102 193V192H101ZM126 193V192H125ZM30 194V193H29ZM36 194H37V192H36ZM35 194V195H36ZM75 194V193H74ZM83 194V193H82ZM235 194V195H234ZM6 195V194H5ZM40 195V194H39ZM9 196V195H8ZM14 196V195H13ZM110 196V195H109ZM125 196V195H124ZM230 196V197H231ZM261 196V195H260ZM7 197V195L6 196H2L1 198H6ZM56 197H58V196H56ZM60 197V196H59ZM89 197H91V196H89ZM94 197V196H93ZM257 197V198H256ZM13 198V197H12ZM24 198V197H23ZM68 198V197H67ZM70 198V197H69ZM96 198H98V197H95V199ZM260 198H262V197H260ZM37 199V198H36ZM70 199H72V198H70ZM100 199V198H99ZM103 199V198H102ZM2 201H4V199H1ZM6 201H5V203H8V202H10V200H12V199H9L8 200V198L7 199H5ZM33 200V199H32ZM35 200V199H34ZM38 200V199H37ZM245 200V199H244ZM252 200V202H254ZM2 201H0L1 203H4V202H2ZM22 201H24V200H22ZM65 201H66V199H65ZM71 201V200H70ZM69 201V202H70ZM78 201V200H77ZM84 201H88V200H84ZM96 201H98V200H96ZM232 201H234V200H232ZM231 201V202H232ZM251 201V200H250ZM15 201H13L12 203H14ZM33 202V201H32ZM60 202H61V200H60ZM223 202V201H222ZM0 203V204H1ZM65 203V202H64ZM74 203H76V201L74 202ZM240 203V202H239ZM243 203V202H242ZM245 203V202H244ZM9 204V203H8ZM23 204V203H22ZM30 204H32V203H30ZM62 204H63V202H62ZM224 204V203H223ZM3 205V204H2ZM10 205V204H9ZM26 205V204H25ZM36 205V204H35ZM40 205V204H39ZM65 205V204H64ZM63 205V206H64ZM67 206H69V204H66ZM70 205H72V204H70ZM79 205V204H78ZM91 205V204H90ZM229 205V204H228ZM254 205V204H253ZM4 206V205H3ZM2 206V207H3ZM6 206V205H5ZM4 206V210L3 211H7L9 208L7 207V210L5 209L6 207ZM19 206H20V204H19ZM22 206V205H21ZM20 206V207H21ZM28 206H29V204H28ZM31 206V205H30ZM33 206V205H32ZM1 207V206H0ZM12 207V206H11ZM42 207V206H41ZM72 207H73V205H72ZM188 207V206H187ZM205 206H199V207H197V208H195V209H193V210H191V213H190V215L186 218V220L184 221V222H182V224L183 225H188V226H193V224H194V221L195 220H197V219H195L194 220V217L195 218H198L199 217V219L197 220V222L199 223L200 221L199 220H201V221H203L202 219H204L205 218V216H206V218H205V220L207 219V222L209 221L210 222V217L209 218H207V216L209 215H205L206 214V212L207 213H209L208 212V208H204ZM229 207V206H228ZM254 207V206H253ZM19 208V207H18ZM22 208H25V207H21V209ZM30 208V207H29ZM40 208V207H39ZM82 208V207H81ZM256 208V207H255ZM1 209V208H0ZM13 209V208H12ZM20 209V210H21ZM32 209V208H31ZM34 209V208H33ZM32 209V210H33ZM69 209V208H68ZM212 209H213V207H212ZM212 209H210L209 208V210L210 211H214V209L212 210ZM243 209H244V206H243ZM2 210V209H1ZM0 210V211H1ZM30 210V209H29ZM70 210V209H69ZM96 210V209H95ZM205 210H207V211H205ZM221 210V209H220ZM220 210H216V212L215 213H219L220 212ZM229 210H230V212H229ZM241 210V211H240ZM250 210V209H249ZM35 211H36V209H35ZM71 211V210H70ZM78 211V210H77ZM188 211H189V209L187 210V213H188ZM204 211H205V214H204ZM248 211V210H247ZM7 212H10V210L9 211H7ZM7 212H5V213H7ZM25 212V211H24ZM23 212V213H24ZM27 212V211H26ZM232 212V213H231ZM3 213V212H2ZM2 213L0 214V215H2ZM11 213V212H10ZM22 213V212H21ZM20 213V214H21ZM23 213L21 214L22 215V217H23ZM28 213V212H27ZM30 213V212H29ZM32 213V212H31ZM211 213V212H210ZM214 213V215L215 216H217L216 214ZM235 213H236V215H235ZM244 213V212H243ZM247 213V212H246ZM254 213V212H253ZM38 214H40V213H38ZM212 214H213V212H212ZM211 214V215H212ZM229 214V215H228ZM4 215V214H3ZM12 215V214H11ZM19 215V214H18ZM20 215V216H21ZM25 215H26V213H25ZM25 215H24V218L26 219L27 217H25ZM31 215H33V214H31ZM41 215V214H40ZM81 215V214H80ZM84 215V214H83ZM7 216H8V214H7ZM10 216V215H9ZM13 216V215H12ZM28 216V215H27ZM30 216V215H29ZM29 216H28V218H29ZM34 216V215H33ZM32 216V217H33ZM58 216V215H57ZM11 217V216H10ZM17 217V216H16ZM15 217V218H16ZM214 217V216H213ZM18 218H19V220H16V221H18V224L16 225L17 227H19L18 225H19V221L20 222H23L21 219H23V218H21V217H19L18 216ZM17 218V219H18ZM21 218V219H20ZM30 218H31V216H30ZM36 217L34 216V219H35ZM39 218V217H38ZM159 218V217H158ZM161 218V217H160ZM212 218V217H211ZM239 218V217H238ZM254 218V217H253ZM8 219V218H7ZM6 219V220H7ZM11 219H13V218H11ZM32 220H34L33 218H31ZM209 219V220H208ZM215 218H213L211 221H213ZM5 220V221H6ZM31 220V221H32ZM128 220H130V219H128ZM204 220V221H205ZM216 220H217V218H216ZM218 220H219V217H218ZM262 220V219H261ZM55 221V220H54ZM59 221V220H58ZM57 221V222H58ZM240 221V220H239ZM25 222V221H24ZM34 222H36V221H34ZM40 222V221H39ZM64 222V221H63ZM126 222H127V220H126ZM206 222V221H205ZM208 222V223H209ZM5 223V222H4ZM9 223V222H8ZM59 223V222H58ZM66 223V222H65ZM124 223V222H123ZM127 223H129V221L127 222ZM126 223V224H127ZM214 223H215V220H214ZM233 223H235V222H233ZM239 223V222H238ZM252 223V222H251ZM16 224V223H15ZM20 224H22V223H20ZM107 224V223H106ZM112 224H114L113 222H112ZM116 224H119V222L117 223L116 222ZM122 224V223H121ZM203 224H204V222H203ZM242 225H243V223H241ZM41 225V224H40ZM60 225V224H59ZM62 225V224H61ZM120 225V224H119ZM125 225V224H124ZM123 224H122V226H124ZM129 225H131L130 227H129V229L130 228H132V229H134V227H136V225L135 226H132L133 224L132 223H129ZM128 225V226H129ZM162 224H161V222H159L158 221V219H157V214H155L150 220H148L147 222H146V225H145V229L144 230H138V231H142L141 232V238H140V249H142V257H141V259H140V263L141 264H156L157 262H156V260L158 259V258H160L159 257V255L158 254H161V253H163V251L164 250H166V249H168L169 250V248H166V249H164V247H167L168 245H170V240H171V238L172 237H174L175 235H176V233H178L176 230H174V229H172L170 226V228L169 229H167V227H166V230H167V238H166V240L163 242V244L162 245H160V244H158L157 242H156V237H155V234H157L156 232L157 231H159L160 230V226H161ZM205 225V224H204ZM263 225V224H262ZM29 226V225H28ZM47 226V225H46ZM121 226V225H120ZM119 226V227H120ZM127 226V227H128ZM168 226V225H167ZM216 226V225H215ZM5 227H7V226H5ZM14 227V226H13ZM16 227V228H17ZM25 227V226H24ZM23 227V228H24ZM34 227V226H33ZM31 228V229H34V228ZM51 227V226H50ZM22 228V229H23ZM27 228V227H26ZM26 228H24L22 231H26L27 229ZM48 228H49V226H48ZM53 228V227H52ZM99 228V227H98ZM105 228V227H104ZM116 228V227H115ZM117 228H118V226H117ZM116 228V229H117ZM120 228H123V227H120ZM260 228V227H259ZM20 229V228H19ZM41 229V228H40ZM39 229V230H40ZM51 228H49V230H50ZM76 229V228H75ZM74 229V230H75ZM84 229V228H83ZM114 229V228H113ZM247 229H248V227H247ZM12 230V229H11ZM30 230V229H29ZM48 230V229H47ZM46 230V231H47ZM48 230V231H49ZM88 230V229H87ZM93 230V229H92ZM121 230V229H120ZM239 230V229H238ZM17 231H20V230H17ZM21 231V232H22ZM45 231V232H46ZM54 231V230H53ZM89 231V230H88ZM96 231H97V229H96ZM258 231V230H257ZM8 232V231H7ZM30 232V231H29ZM39 232V231H38ZM56 232V231H55ZM76 232V231H75ZM93 232H95V231H93ZM92 232V233H93ZM221 232V231H220ZM219 232V233H220ZM248 232V231H247ZM256 232V231H255ZM260 232V231H259ZM24 233V232H23ZM31 233V232H30ZM36 234H37V232H35ZM46 233H48V232H46ZM49 233H52V232H49ZM92 233H90V234H92ZM98 233V232H97ZM139 233V232H138ZM222 233V232H221ZM12 234V233H11ZM10 234V235H11ZM22 234V233H21ZM45 234V233H44ZM69 234H71V233H69ZM81 234V233H80ZM88 235H89V232L87 233ZM86 234V235H87ZM93 234H95V233H93ZM92 234V235H93ZM252 234V233H251ZM256 234V233H255ZM259 234V233H258ZM8 235V234H7ZM35 235V234H34ZM87 235V236H88ZM139 236H140V233L138 234ZM178 235H179V233H178ZM184 235H185V233H184ZM257 235V234H256ZM260 235V234H259ZM12 236V235H11ZM19 236V235H18ZM22 236H24V235H22ZM46 236H48V235H46ZM52 236V235H51ZM187 236V235H186ZM250 236H252V235H250ZM15 237H16V235H15ZM24 237H27V236H24ZM35 237V236H34ZM36 237H38V235L36 236ZM35 237V238H36ZM49 237H50V235H49ZM75 237V236H74ZM106 237V236H105ZM190 237V236H189ZM196 237V236H195ZM199 237V236H198ZM218 237H220V236H218ZM247 237V236H246ZM13 238V237H12ZM18 238V237H17ZM32 238V237H31ZM53 238H55V237H53ZM66 238V237H65ZM64 238V239H65ZM73 238V237H72ZM76 238H77V235H76ZM80 238V237H79ZM221 238V237H220ZM228 238V237H227ZM227 238H226V240H227ZM229 238V239H230ZM248 238V237H247ZM19 239V238H18ZM23 239V238H22ZM27 239H29V238H27ZM27 239L25 238L24 240H26L27 241ZM64 239H62V241L64 240ZM78 239V238H77ZM91 239V238H90ZM107 240H108V238H106ZM111 238H109V240H110ZM186 239H187V237H186ZM234 239V238H233ZM39 240V239H38ZM37 240V241H38ZM42 240V239H41ZM50 240V238L47 240V241H49ZM57 240V239H56ZM66 240V239H65ZM70 240H72L73 242H76L77 240H75L74 241V238L73 239H70ZM70 240H68V241H70ZM98 240V239H97ZM105 240V239H104ZM106 240V241H107ZM112 240V239H111ZM221 240V239H220ZM220 240L219 241H217L216 239H215V247H214V250H215V254L217 255V256H215V259L217 258V260H218V262H217V264H236L235 263V259L233 260L232 259V257L230 256V254H231V251H227V249L224 251V249L220 246V248H219V245H221L222 244V242L221 243H219L220 242ZM225 240V241H226ZM252 240V239H251ZM1 241V240H0ZM7 241H8V239H7ZM22 241V240H21ZM20 241V242H21ZM26 241H22L23 242V244L24 243H26ZM40 241V240H39ZM58 241H60V240H58ZM62 241H60V243H62L61 245H59V246H57V244H56V246L54 247L53 246V248H47L46 249V251H45V249L43 250V253L39 250V251H37V250H35V251H37L38 252V255L41 253L42 254V260L40 261V259L39 258H37L36 256H33V258H37V259H39L38 260V262L40 263V264H61V262H59V260H57V256H61V254L63 253V255H65V253L64 252H69V251H72V249H71V247L70 246H68V244L70 243H68V241L67 242H65L64 241V244L65 243H68L67 244V246H65V245H63V242ZM90 241V240H89ZM89 241L87 242L88 243V247H89V249L91 250V248H90V243H89ZM92 241H96V240H91L90 242H92ZM115 241V240H114ZM230 241V240H229ZM9 242H10V238H9ZM18 242H19V240H18ZM56 242V241H55ZM179 242V241H178ZM188 242H190V241H188ZM226 242H228V241H226ZM4 243V242H3ZM31 243H35L34 241L32 242L31 241ZM54 243V242H53ZM59 243V244H60ZM95 243V242H94ZM106 243V242H105ZM173 243V242H172ZM194 243V242H193ZM247 243V242H246ZM39 244H41L40 242H39ZM52 244V243H51ZM55 244V243H54ZM74 244V243H73ZM75 244H78V242H76ZM74 244V245H75ZM96 244H97V242H96ZM96 244L95 245H91L92 246V249H93V247L94 246H96ZM111 244V243H110ZM185 244V243H184ZM226 244V243H225ZM244 244H245V242H244ZM249 244H251V243H249ZM257 244V243H256ZM4 245V244H3ZM9 245V244H8ZM7 245V246H8ZM14 246H15V244H13ZM17 245H19V244H17ZM25 245V249H26V244H24ZM38 245V244H37ZM48 245V244H47ZM53 245V244H52ZM70 245H72V244H70ZM79 245V244H78ZM99 245V244H98ZM97 245V246H98ZM108 245V244H107ZM191 244H189L188 246H190ZM20 246V245H19ZM42 246V245H41ZM87 246V245H86ZM194 246V245H193ZM6 247V246H5ZM13 247V246H12ZM21 247V246H20ZM24 247V246H23ZM29 247V246H28ZM50 247H51V245H50ZM88 247H86V251H87V249H88ZM100 247V246H99ZM169 247H172V246H169ZM184 247V246H183ZM229 247V246H228ZM239 247V246H238ZM241 248H242V246H240ZM246 247V246H245ZM248 247V246H247ZM30 248V247H29ZM39 248V247H38ZM84 248H85V246H84ZM97 248V247H96ZM157 248H159V250L157 249ZM3 248H1V250H2ZM13 249V248H12ZM19 249V248H18ZM21 249H22V247H21ZM20 249V250H21ZM99 249V248H98ZM139 249V250H140ZM148 249V250H147ZM240 249V248H239ZM257 249V248H256ZM23 250V249H22ZM31 250V249H30ZM90 250H88V252L90 251ZM95 250V249H94ZM94 250H91L90 252H92V251H94ZM97 250V249H96ZM153 251V252H157L156 250H158V253L157 254H154L155 256H153V259H152V261H150V258L148 257V254H149V252L150 251ZM162 250V251H161ZM171 250V249H170ZM232 250V249H231ZM243 250V249H242ZM15 251H17V250H15ZM19 251V250H18ZM17 251V252H18ZM29 251V250H28ZM101 251V250H100ZM183 251V250H182ZM261 251V250H260ZM8 252V251H7ZM20 252V251H19ZM34 252V251H33ZM40 252V253H39ZM61 252V254H59ZM95 252V251H94ZM166 252V251H165ZM168 252V251H167ZM252 252V251H251ZM3 253H4V251H3ZM11 253V252H10ZM15 253V252H14ZM29 253H31V252H29ZM35 254H36V252H34ZM93 253V252H92ZM92 253H89L90 255L92 254ZM96 253V252H95ZM170 253V252H169ZM230 253V254H229ZM233 253V252H232ZM244 253V252H243ZM249 253V252H248ZM264 253V252H263ZM1 254V253H0ZM8 254H9V252H8ZM17 254V253H16ZM32 254V253H31ZM72 254V253H71ZM101 254V253H100ZM171 254V253H170ZM214 254V255H215ZM234 254V253H233ZM3 255V254H2ZM1 255V256H2ZM5 255V256H4ZM3 256L4 257H7V254H4ZM18 255H19V253H18ZM27 255L29 256V254L27 253ZM33 255V254H32ZM62 255V256H63ZM68 255V254H67ZM93 255H94V253H93ZM98 255H99V253H98ZM251 255V254H250ZM258 255H259V253H258ZM12 256H15V255H12ZM21 256H22V254H21ZM23 256H24V253H23ZM40 256V255H39ZM69 256H70V254H69ZM94 256H97V255H94ZM140 256H141V254H140ZM156 256H158L156 259L154 258V257H156ZM168 256V255H167ZM235 256V255H234ZM263 256H264V254H263ZM3 257V258H4ZM8 257H10V256H8ZM18 257V256H17ZM16 257V258H17ZM24 257H26V256H24ZM29 257H31V255L29 256ZM65 257H67V256H65ZM65 257H63V258H65ZM76 257V256H75ZM92 258H93V256H91ZM214 257V256H213ZM249 257V256H248ZM256 257H258V256H256ZM11 258L12 257H10V259L9 258H7V259H9L10 261H7L6 260V258L4 259L5 261H7V262H9V264H35V262H36V260H35V262H33L34 260H32V262L31 261H28V263L27 262H19V261H21V259L18 261V262H14V260L15 259H13V261L11 260ZM15 258V257H14ZM96 258V257H95ZM163 259H164V257H162ZM261 258V257H260ZM259 258V259H260ZM1 259V258H0ZM18 259H19V257H18ZM30 259H32V258H30ZM59 259H61V258H59ZM26 260H28L27 259V257H26ZM93 260H95L96 261V259H94L93 258ZM254 260V259H253ZM17 261V260H16ZM161 261H162V259H161ZM245 261V260H244ZM261 260H259L258 262L260 263V264H264V257L262 258V263L260 262ZM38 262H36V264H39ZM94 262V261H93ZM258 262H257V264H258ZM159 263V262H158ZM184 263V262H183ZM213 262H211V264H212ZM215 263V262H214ZM247 263V262H246ZM189 264V263H188ZM242 264V263H241ZM252 264V263H251ZM255 264V263H254Z\"/></svg>", "mask_w": 264, "mask_h": 264}]
</instances>
